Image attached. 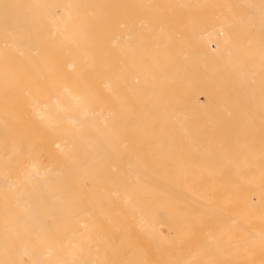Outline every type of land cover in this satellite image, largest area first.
Wrapping results in <instances>:
<instances>
[{"label":"bare ground","instance_id":"6f19581e","mask_svg":"<svg viewBox=\"0 0 264 264\" xmlns=\"http://www.w3.org/2000/svg\"><path fill=\"white\" fill-rule=\"evenodd\" d=\"M94 1H95V4L93 6V9L90 10V13L91 12L94 13L95 14V18H97V17L100 18L101 17V18L109 19V18L112 17L113 14H114V16L117 14V15H121L120 17H122V14H121L122 11H123L122 10L123 7H121V6H123L122 3H120L121 4V6H120L121 8L119 7V9L121 11V12L119 11L120 14H119V12L117 10L114 11L113 9L112 10L114 12L112 14V11L110 12L111 9H109L108 7L111 8V6L113 7V6H115L116 4H118L119 2H121L123 0H120V1L119 0H94ZM126 1L129 2L131 0H126ZM182 1L185 2L186 4H188L187 0H180V2H182ZM222 1H220V4H221ZM233 1H235V0H233ZM240 1H238L239 3L236 2L237 5L241 6V7H237V9H238V10L236 9L237 10L236 11L237 14L234 15L233 18L229 17V15H228V17L231 18L229 21L227 20L228 22L226 20L225 21L222 20V22H227L224 25L222 24L224 28L222 27L219 30L218 28L220 26L218 25L219 26L217 28L218 31H215L216 28H214L215 30H213V31H211V29L209 31H206L208 29V27L210 26L209 22L211 20L210 21L208 20L209 22H207L209 26L206 25L207 23L205 24L207 29H204L205 25H204V27H203V25H199V26L196 27L197 34L196 35L194 34V36H195V39L198 41L197 44H199V42H200V44L198 45L199 47H197V45L191 46V47H193L194 51L193 50L191 51L192 48H190V50H189L186 47V50L188 49L187 53H186L180 48V45H178L179 42L177 44H176V42H173V43H175L173 45H175L174 47L177 49V52L180 51V53L182 55L183 54L186 55V57L183 55L185 58H187L186 61H184L185 59L183 57H178V56H180V53H179V55L175 54L176 53V51L174 50L175 48L172 47V46L171 47L174 48L173 50L169 51V49H168V51L171 52V53H169L167 51L168 55L170 54L171 57H170V55L169 56L167 55L166 56L167 59H169V61H170L171 58L174 59L173 58L174 55H177L175 57V59L177 57L181 58V59L183 58L182 61L180 59L177 60V61H181L180 63H182V64H183V61L186 63V64L184 63L185 65L183 64L184 66L182 64H178V66L176 65L180 70H181L180 67L183 66L182 68H185V66H187L188 64H189L188 67H190V65H191V67L196 69V67L197 68H199V67L198 66L194 67L196 62L194 63L192 60L194 58H196L197 55H199L200 58L198 56V58H196L197 60L195 59V61H198V59H201L203 57L204 62H206V61L210 60L213 56H217L218 53L223 54L225 52L226 54L224 53L225 55L223 54L221 56L228 55L229 52L232 51L230 47H232V49L233 48H237L236 49L237 51L238 50L241 51L242 48L239 47V45L241 44L240 46H243V48L247 47V49H248L250 44L246 46L245 43L247 41H249V43L251 41H253V42L254 41H259V43L263 42V37H264V0H240ZM90 2H91V0H27V2H24V0H0V27H1L0 28V37L3 36V38H4V40H1V39H3L2 37L0 38V59L3 57V55H7V54L11 53V52L8 53V51H7L8 49H6V51H5L4 50L5 47L9 48V47H11L13 45H16V50L12 54H10V56H12V57H13V55L22 53V54H26V56H27L26 59H28V58L30 59L33 56L32 53L36 52L38 54L37 56H35V58H36V60H38L37 64L39 65V69H38L39 72L37 74L34 73L35 74L34 78H37L38 82L36 81L35 83H39L40 84L39 80H41V82L43 81L44 83H46L48 85L53 80L54 81V87H53V89H51V92L47 96L42 98L41 100L38 97H34L32 99L34 102L37 103V104L33 105V107L36 108L35 109V116L37 114L36 117H38V115H39V116H41L43 118V123H42V120H41V121H37V124L36 123L35 124L38 125V124L41 123V126L40 125H38V126H40L39 128H44L45 129L43 133H48V134L52 133L53 135L50 136L51 139H53L54 137L57 138L54 141V140H50L49 136H48L49 138H46V136H45L46 134L44 135V137L40 136L41 138H43L42 140H44L46 138V139H49L50 141H54V143H56V144H54L53 142H50V143L53 144V147H54V145H56L54 148L57 147L56 153H58L60 155V158H59L58 155L54 154L55 152L54 153L52 152L53 149H54V148H52V146L51 147L49 146L50 148H52V150L49 147H48V149L47 148L45 149L46 151L43 150L44 148H41L43 150V151L41 150L42 152L50 151V152H48V153H50V156H51V152H52L53 156L55 155V156L58 157V160H56V163L52 162L51 164L50 163H46L45 164V162L47 160L45 162L41 163V158H37L38 161L36 160V162L35 161L33 162V160L35 159L34 157H33V159L30 158V159H32V161L30 159H29L30 161L29 160L26 161V158L28 157L27 156L28 154L25 155V157L26 156L27 157L23 158L24 159L23 160L22 157H24V155H22V154H24L25 152L21 151V152H23V153H21L19 151L18 155H21L20 157H21L22 160H20V157H17V156H16L17 159H15V160H18V158H19L20 161L19 160L18 161L20 163L23 162V161H26L28 163V164L26 162H25L26 164L23 163L25 165V168H23L24 165L22 164V167H20V163H18V161L16 163H13L15 161L14 160L15 156L12 157L13 159L9 158V157L7 158V156H13V154H15V151L18 148H19L18 150H22V147H23L22 145L25 144V141L21 140V143H22L21 144L19 142L20 141L19 139L21 137L19 138L17 136L19 138L18 142L21 144V145L20 144L19 145H20V147L21 146L22 147H21V149H20L19 146H16L17 149L14 147L16 150L15 151L13 150L14 151L13 152L12 149H13V146L15 144L12 145V146H9V147H12L11 149H9V148L7 149L8 146L7 147L5 146L6 139H5V142H4V138L0 137V140H1L0 143L2 142L3 145L5 146V147L3 146L2 149L5 150V148H6L7 151L8 150L12 151V152L10 151V154H7L9 151L5 152L6 150L5 151L3 150L4 151L3 152L2 150H0L1 153H3V154L6 153L7 154L6 158H2V157H4L5 154L4 155L1 154L2 157H1L0 160L3 159L2 163H0V165L3 164L1 167L5 166L4 165L5 162L3 163L4 160L7 159V161H8L9 159H11V161H10L11 164L8 163V162H6V164L8 163L10 166L12 165L13 167L14 166L15 167L18 166V167L15 168V170H17V169L19 170L20 168H23L24 170L26 169L25 171L23 169H21V170H23V173L21 172V170L19 172L18 171H14V172L11 173L9 171H13L14 168L13 167L10 168L9 165L7 164L9 169H10V170L9 169L7 170V168H6L7 165L5 166V169L7 171L5 169L4 170L6 172H9L10 174H14L16 172L21 173V175H18V176H20V180H19V177H17V175H16L15 181L12 180L14 177L10 178L9 174H7V175L2 174V170L3 169L2 168H1L2 170L0 169V171H1L0 172L1 173V175H0L1 178L0 179H2L0 184L3 186V183H4L3 180H6L5 181L6 185L9 186V187H12V189H10L8 187H7V189H9V191H13V187L15 185L14 188L15 189L17 188V190H15L14 192L16 194L20 195L19 197L16 196L15 198L11 199L13 197V195H15V194L14 193L13 194L9 193L11 196H8L9 199H6L8 197H6V195L2 194L6 190L5 184H4V188H3L4 191H2V193L0 192L1 196L4 195L6 197L5 198L6 200H10L11 199L10 201H8V203L6 202L7 204L5 203V201H3L4 204L6 205V209H4L5 208L4 205H2V204L0 205L4 209V211H3V209L0 207V209H1L0 219H2V217H4L5 214L8 215V216L5 215V217H7L6 221H4V222L2 221V223H3L2 225L0 224L1 225L0 226V264H220V262L222 264H225V263H227V264H264V228H262L259 233L248 234L252 230L249 229L247 231L248 222L245 221V219L247 218L246 214H248V212L255 211V210L259 209V211H257L256 213H251V214L257 215V213H259V215H258L259 220H263V227H264V208H262V206H261L262 203L264 202V186H263L264 183L260 182L262 179L264 180V176H261L262 173L260 175H258V176H250V177L245 176V175L244 176H239V177H242L241 179H257V180H260L259 182L258 181L257 182H251V181L250 182H244V181L243 182H239V179L237 181V179H234V177L228 176V175H231V174H229L230 171L231 172L235 171V169H234L235 167L228 168V166H229L228 163H230V162H228L229 160L228 161L225 160L226 157L231 156V154H229V155L225 154L224 155L222 153L226 157H224L223 155L222 156H220V155L217 156L213 152L217 151V154H219V153H221L223 151H219L218 152V149L214 150V148L217 146V145H215L213 147V152L212 153L215 154V157L216 156L217 157L220 156V158H221V159H219V161L218 160L215 161L214 160L215 157L213 159L209 158V157H212V156L209 155V154H212L210 152L211 148H208L210 151H206V150L203 151L204 149H207V148L203 147V146H205V144L203 145L204 142L201 143L202 144V148L200 150H198L199 148L193 149L195 146L197 147L198 146L197 144L201 141V139H200L201 137H199L200 135L198 136V134L196 133L197 136H198V139H196L195 142L200 139L199 142H197V143L191 141V139L193 137V134L190 133V132H189L190 135L192 134L191 137L190 136L188 137L189 133L187 135L185 133H184L185 135L183 133H182L183 135H180L181 132L183 131L184 127H186L184 130L187 132V126L189 124L188 125L186 123L183 124V119L185 117L188 118L187 115L191 112V109H195V112H194V110H192V112H194V113H192V112L190 113L191 117H192V114H195V113L196 114L198 113L200 115V113H202V110H203V113L200 116L198 114L197 115L195 114L196 117L194 115H193V117L196 120L199 118V120L203 119V121H204V119L206 117L207 118L209 117L208 116L209 113H210V116H211V114H213V112L215 114V111L212 112V110H209V108H211V105L214 102L216 103L217 101H219L220 97H217L216 94H219V96H221L220 95L221 92L227 93L228 89L230 91L232 90L231 89V85L233 86V84H234L235 87L238 88V86L241 84L242 87L240 86L239 87L240 89L238 88L237 92L239 93L242 90V94L245 93L244 96H246V97L249 96V100H250V95H252V99L254 98L253 100H255L256 97H253V95L254 96L256 95V93H255L256 91L258 93L260 92V93L263 94V89H264L263 84H262L263 82L260 81L261 84L257 87L259 89L262 88L261 89L262 91H260L259 89H258L259 90L258 91L257 88H256L255 91L253 90L254 92L252 91V93H254V94H252L251 93V89H250V94H249V91H247L248 93L246 95V92L244 90L246 88L247 89L250 88L249 87V86H251L250 85L251 84L250 83V78L248 79V81H246L247 80L246 77L244 78L245 81H246L245 83L248 84L247 85L248 87H247L246 84H244V79H242L243 82L241 81V78H243V73L240 74L241 72L237 69L238 67L235 68L236 65L233 62H231V63H229V65L231 64L230 67H232V65H233L234 67H232V68H235V70L237 69L240 72L239 73L238 71H236V73L239 74V79L240 80L238 78H235L237 76V75L235 76V72L232 73L230 71L231 75L234 74L233 76H231L233 79L232 78L230 79V76H228V77L226 76V75H229L227 72H225V74H223V73L220 74L219 77H221V75H224L223 77H221V80H220V81H222L223 80L222 78H224V81H222L220 83L222 85L227 83V85L226 84L224 85L225 87L229 85L228 89L223 91V88H221L222 86L220 84L218 85L219 82L216 83L220 79L217 76L219 71L216 70L217 73L214 71L216 73L215 76H217L219 78V79L215 78V80L217 79V81H214L215 83L208 81V77H207L208 74L211 75L210 73H212L214 69H218V68H216V66L214 64L218 65L219 67H221L222 65L220 66L215 61H214L215 62L214 64H210L208 62L210 65H208L207 62H206L207 64H204V62H202L203 64L197 62V65L200 66V68H199L200 70L199 71L202 70L201 65H203L202 67H204V65H206L205 68H208L207 65L209 66V69L211 71L209 72V69L208 70L206 69V70H202L203 71L202 73H203V78H206L207 79L206 81L208 82V85H211V86L207 87V85H206L207 83L204 84L205 81H204V79L201 78L202 77V73H200L201 75H199V73H198L199 71L198 70L197 71L194 70L195 72H197L198 75L194 71L190 72L191 75H194L193 73H195V75H194L195 78H193V76L191 77V78H193V81H191L192 79L190 80L188 77H187L188 79L184 77L185 79L190 81V84L192 82V84H191L192 86L189 85V83H188L189 81H187V80H184V81H185V83H188L189 86H191V89H195L198 86L197 89H199V90L196 89V91L195 90L192 91L191 89L187 88L188 89V91H187L185 86H184L185 89H183V90H186V92L192 93V94L194 92V95L197 94L198 92H199V94L203 92L204 96L206 95L205 97H206L207 100H209L210 98H211L210 100H212V101L214 99L216 100V101L214 100L212 102V104L209 103V102L207 104V100L205 101V103L203 101V104L210 105L209 107H206L208 109V111L206 110L205 107L202 108L205 105H202V103H197V104H199V106L202 105V107H201L202 110H201L199 108L197 109V106L195 104L196 103V101H195L196 98L194 96H191V98L193 97L192 99H194L195 103L193 102L192 99L191 100H192L193 103H189V102H191L190 99H186L185 100L183 98L184 96H187L188 94L182 90V87H183V85H186V86H188V85L183 83L184 81L180 82L182 86L179 85L180 83L179 84L177 82H176L177 84L175 83V81H174L175 78L173 79V77H175L174 74L176 75L179 72V70H177V73H176L175 70L177 68L173 64H177V61L175 62V61L171 60L172 63L170 61L169 65H165V67L167 66L169 69L167 67L166 68L164 67V69H160L161 67L159 68V66H158L157 68L160 69L161 72H160V70L159 71L158 70H154L155 72L152 71L153 69L152 70L149 69V70L152 71V73H158L159 74V72H160V73H162V76L163 77L165 76L166 78L169 76L168 77L169 79H170V77H172V80L174 82L173 81L170 82V80L167 78L169 80L168 82L170 84L172 82L174 84H176V85H174L172 83L174 86L172 84H171V86H173V87H171L169 85V87L171 89L173 88L172 90L169 89V87H168L169 83L167 81L166 82L168 84H167V87L165 88V86H166L165 83L166 82L165 81L163 82V81H160V80L158 81L157 78H159V77H156L158 75V74H156V76L154 75L153 78H151L150 75H149L150 77L149 78L147 77V78H148V81H149L150 78L151 79L155 78L154 83L158 84V82H159V85H160V82H163L165 86H163L164 89H162V92L159 91V90H161V86L162 85H160V86L154 85L153 84V80L150 81L151 83H149V84L147 83L146 84L147 86L144 85V87L145 86L146 87L144 88V91L142 92V90H143L142 82L140 84V81H138L139 80L138 78H140V76H141L140 73L143 74L142 73L143 71H141L140 73H138V72L134 73V77L136 75L135 78H137V80H135V82L137 83V85L140 84L138 87H140V86L142 87V88L140 87V89H138L139 92H141V94H139V92H136V93L134 92L135 94L133 93L136 96V97L133 96L134 99H136V98H137V100L140 99V101L139 100L138 101L141 102V99H143V101H145L144 98H145L146 95L149 96V95L153 94V96H154V94H155L154 97L156 98V97H158V96H156V94L157 95H160L161 93L165 94V95L163 94V100H161L162 99L161 98L162 94L159 96L161 99H157V98L155 99L154 98L155 99L154 100L155 103H156L157 100L162 101V102H160L161 103V104H159L160 106L159 105L156 106L157 105V103H156L155 107H153V109L158 107L159 111H158V109H155L154 111H152L153 109L151 107V112H153V113L149 114V116L152 115L150 117L151 118L150 121H149L150 118H149L148 115H146L147 117H144V120L146 119L145 121H147V118H149L148 119L149 124H148V121H147V123L143 122L144 121V120H142L143 117H141L142 119L140 120L139 115L143 111L145 112L146 108L148 110L149 106H147V104L150 103V98L153 97V96H151V97L150 96L149 97L146 96V99H147L146 101L148 103H146V105H145V103H143V105L141 107H143L145 105V108L142 111L141 107H140V103H138L137 100H134V99L131 98V96H132L131 95L132 94L131 91H132L133 86H134L133 83H134V79L135 78H132L133 82L131 80H128L129 78L127 79L128 81H130L128 83L129 84L132 83V85H128V86L125 87L124 85H127V83L124 82V84H122L123 89L126 88L128 91L126 90V93H121V94L122 95L125 94V95H123V98L126 95L127 96L131 95L130 96L131 99L130 98L127 99L125 97L126 100H124V101L128 102V104H130L131 102L127 101V100L133 101L131 103L132 106L136 105L135 106L136 108L140 107L141 113L137 114L136 113L137 111L135 110L136 108L134 106L133 107L131 106L129 109H132V108L133 109L131 111H128L131 115L128 114V112H127V114L125 112V114H122L123 117L121 116L122 118H120L119 116L121 115L120 114L121 113L120 112L121 109L123 111H125V110L127 111V109H128L127 107H126V109L124 108L125 107L124 105H126V104L123 105L121 103L123 106L122 105L120 106V102L122 100L120 101V98L118 97L120 92L117 90L118 86L120 85L119 84L120 75H125L127 72H130V70L133 68L132 65H130V67L128 65L126 67H124L125 66L124 64H127L126 62H127V60H129L128 58L131 55L133 56L134 53H135V52L134 53L132 52L133 54H130L129 53L130 50L133 49V48H137V46L141 45L142 43L140 42L141 44H139V42H137L136 40L134 41L133 40L134 38H133L130 41V45L133 46V44H135L137 46L133 47V48H130V50L128 48H125V50L123 52H125L126 49H128L129 52L126 51L125 53L128 52L129 56H127L125 54L127 57H123L124 56V53H123V56L121 57V60H123V58H125V59L123 61H121L119 59V57H120V55H119L120 52L118 51L119 49L116 47V45L118 46V44H119V42L118 43L116 42V40L118 38L117 35L119 33L118 34L115 33L116 35L112 36L114 34V33H112V31L115 29L114 30V32H115L116 29H118V27L114 23L113 24L114 25V29L109 31V29L113 28L112 27V23H111L110 27H112V28L106 27L107 29H105V31L107 30L109 32L108 34L109 35L112 34V35L110 37H108L109 39L106 41V43L103 42V45L101 46V48H98L99 45H92L91 46L92 48L88 47L89 49H84L83 50V48H82L83 44L87 43L88 40H89V39L86 40L83 37L84 34L86 33V31H85L86 21L83 20V18L86 16L87 12L86 13L79 12L80 10H83L79 6L81 4H84L85 6H89ZM136 2H134V6H136ZM172 2H173L172 4H174L175 0L172 1ZM193 2H195V1H193ZM131 3H133V2H131ZM149 3H151V2H149ZM185 3L183 4V6L186 5ZM203 4H204V2H203ZM23 5H26V7H25L23 13L20 14V12L22 11L20 9H22ZM107 5H108V7H107ZM118 6H119V4H118ZM210 6H212V4ZM57 7L60 8V12H58V13L56 12L57 11V9H56ZM115 7L118 8L117 5ZM177 7H178V5H177ZM184 7H186V6H184ZM199 7H201V8H197V10H199V9L201 10L202 9L201 4H200ZM106 8L109 9L110 13L106 12ZM206 8H207V6H206ZM125 9H124V11H126ZM141 9L143 10L142 7H141ZM141 9H139V10H141ZM146 9H148V7H146L145 10ZM156 9L160 10L161 8H157L156 7ZM170 9H172V8H170ZM134 10H136V9H134ZM134 10H133V8L131 9V11L129 9V11L131 13H132V11L135 13ZM150 10L152 11V9H150ZM150 10H148L149 12L147 11L145 14L153 13V12H150ZM186 10H187V8H186ZM153 11H155V9ZM189 11H190V14H191L190 8H189ZM202 11H204V10H202ZM115 12H117V13H115ZM142 12H141V14H142ZM161 12L163 13V11H161V10L159 11V13L158 12L157 13L161 14ZM175 13H174V15H175ZM192 13H194V11ZM163 14L165 15V13H163ZM196 14H199V12L196 13ZM106 15H110V16L106 17ZM164 15L161 14V16H160L161 19L159 18L160 22L164 21L165 19H166L165 21H168V19H167L168 17L166 15L169 16V14L165 15L167 18ZM230 16H231V14H230ZM76 17H78V19L74 23ZM117 17H119V16H117ZM152 17L154 18V17H158V16L154 15ZM188 17H190V16H188ZM224 17L225 16H223V18ZM80 18H82V19H80ZM154 21H155L154 22V24H155L157 22V20H154ZM222 22L220 21V24ZM158 23H159V21H158ZM158 23H156V24H158ZM215 23H217V22H214V24ZM34 24L38 25L40 27L42 25L46 26V28L45 27L43 28V34L41 33L40 36L37 37V38H32L31 37V34H33V32H31V30H29L28 32L25 33L27 35L20 34L19 38H15L14 41H13V39L10 40V36H8V35H7V39H6V36L4 37V35H6L8 33L9 34L12 33V31L20 32L26 27L34 26ZM133 24L132 23L129 24L130 27H131L130 28V32H132L131 29H133L135 27V25H133ZM225 25H226V27H225ZM115 26L117 28H115ZM4 27H6L7 29L9 28L8 29L9 31L8 30L4 31V29H2ZM198 27H200V29H198ZM214 27H216V26H214ZM202 28H203L204 31L202 30ZM134 29H136V27ZM154 29H156V28H154ZM164 29H166V28H164ZM55 30L59 31L60 36H59L58 39L53 38V34H55ZM151 30L154 31L153 29H151ZM240 30L243 31V33H241ZM165 31L166 30H164V32ZM130 32H129V35L131 34L130 36L133 37L132 35L134 33H130ZM134 32L137 33V31H134ZM160 33L162 34V30L160 31ZM189 33L191 34V32H189ZM97 34L100 35V33H97ZM175 34H177V33H175ZM127 35H128V33H127ZM127 35H125V37L121 36L120 38H123V40H124V38L127 39ZM145 35L147 36V34H145ZM239 35L242 37V39L247 40V41H245L243 43V42H240L242 40H239L238 42H240V44L238 45L237 43H235V40L239 39V38L236 39ZM135 36H136V34H135ZM148 36H151V35L148 33ZM172 36H173V33H172ZM152 38H154V37H152ZM174 38H176V37H174ZM234 38H235V40H234ZM8 39L11 41L9 43V45H11V46L4 45L5 42H6V44L8 43V41H7ZM137 39L139 40V37ZM119 40L121 42H123V43H124V41L126 42V40L123 41L122 39L118 38L117 41H119ZM188 40H190V39H188ZM2 41H4L3 44H2ZM98 41L99 40H96L95 42H98ZM127 41H129V39H127ZM132 41H133V44H131ZM162 41H163V39H162ZM171 41H172V39H171ZM209 41H211V42L215 41L216 49H212L211 47H210L211 48L210 49L208 47V46H210V44H208ZM115 42H116V44H115V46H113L114 45L113 43H115ZM147 42L151 43L150 41H147ZM47 43L48 44H53L55 46H53L51 49H48ZM123 43H121L120 46H122V45L125 46L127 43L129 44V42L124 43L125 45ZM148 43H145V44H148ZM157 43L150 44V45L151 46L152 45H156ZM105 44H106V47L104 46ZM165 44H166V42H165ZM235 44H237V46L234 47ZM242 44H244L246 47H244V45H242ZM257 44H258V42H257ZM262 44H264V42ZM262 44H261V46H262ZM143 45L141 46L142 48H143ZM157 45L159 46V49H161L160 45L159 44H157ZM259 45L258 46L256 45L255 48H258V47L260 48ZM161 46L165 47V45H162V44H161ZM72 47H75V51H77V53H79L80 56L82 55L81 53L85 54L87 56L88 63H87V61H85V64L81 65L80 64V59H79L80 57H77L75 55V51H74L72 59L69 60L68 62H65L64 63V67H63L66 71L69 70V72L67 74H65V75L59 74V75L53 76L50 73V67H53V64H50V59H49L48 56H50L51 54L55 53L57 50H65V51L69 52V50H71ZM114 47H115V49H114ZM169 47H170V45H168L167 48H169ZM178 47H179V49H178ZM181 47H183L185 49V46L181 45ZM251 47L253 48L254 45L251 44ZM262 47H263V49L262 48L260 49L262 51H259V49H258V52H260L259 55H261L262 52H264V46H262ZM105 48L107 50H105ZM249 49H251V48H249ZM249 49H248V53H249ZM9 50H10V48H9ZM236 50L233 49L232 52L234 53V52H236ZM243 50H242V53H240V54H238L240 51L236 52L237 56L240 55V57H238V59H240V58L244 59L243 57H245V56L243 54ZM109 51H112V52L115 51L114 52L115 54L111 53V54L100 55L101 52L104 53V52H109ZM116 51H118V53ZM120 51L122 52V50H120ZM133 51H134V49H133ZM158 51L159 50H157V52ZM165 51L166 50H164V52ZM97 52H99V53H97ZM150 52H151V50H150ZM167 52H165V54ZM193 52L197 53V54H193L192 55L191 53H193ZM254 52H255V50H254ZM147 53H149V52H147ZM143 54H144V52H143ZM154 54H155V52H154ZM190 54L192 56H195V55L196 56L194 58L193 57H189ZM220 54H218V55H220ZM241 54L243 55V57H241ZM99 55H100V57H99ZM106 55H107V57H106ZM93 56H95L96 58L93 57ZM116 56H118V57H116ZM136 56H135V58H136ZM155 56H156V54H155ZM157 56L160 57L159 52H158ZM140 57L141 56L138 55L137 59L138 58L140 59ZM168 57H170V58H168ZM226 57L229 58V56H226ZM130 58L132 59V57H130ZM217 58H219V57H217ZM217 58H216V60H217ZM247 58H249V57L247 56ZM137 59H136V64H137L138 61L141 60L140 59V60L137 61ZM249 59H248V61L247 60L245 61L246 68L244 66V69H245L244 73L246 75H247L248 71H249V73L250 72L252 73V70H248L249 65L252 66L251 63H253V62H251L249 64V62H250ZM263 59H264L263 57H262V59L260 58L261 61H259V62L257 60L253 59L254 61H256V62H254V63H256V65L254 63H253V65H255V67L256 66L258 67V65H259V68H258L259 70H260V66L264 67L263 64L262 65L259 64V63H264V62H262ZM189 60H190V62H188ZM119 61L122 62V63H119V64H122V66L124 65L123 66L124 68H128L129 67L130 70L128 71V69H127V72L125 73L126 69H124L123 67H120V65H118ZM130 61H132V60H130ZM133 61H135V60H133ZM153 61H154L153 62L154 65H155L156 62H155V60H153ZM191 61L193 62L194 65L192 64ZM228 61H229V59H228ZM241 61L242 60H240V62ZM12 62H13L14 65H17L19 63L16 60V58H15V61H14V58H13ZM187 62H188V64H187ZM223 62H225L224 59H223ZM15 63H17V64H15ZM150 63H148L146 66L148 67V65ZM166 63H168V61ZM220 63H221V61H220ZM156 64L159 65L160 63L159 64L156 63ZM164 64H165V60H164ZM242 64L245 65L243 61H242ZM105 65H106L107 68L106 67L104 68ZM139 65L141 67L142 64H139ZM170 65L171 66L173 65V66L171 67ZM211 66H212V68H211ZM224 66H225V68H227L226 67L227 65H225V63H224ZM152 67H153V65L150 64L149 68H152ZM230 67H228L227 69H229ZM170 68L171 69L174 68L175 70H171ZM222 68H223V66H222ZM166 69L167 70H171L170 71L171 74L174 71H175V73L172 74V76H170L169 74H167V76H166V72L168 73V71H166ZM141 70H142V68H141ZM147 70H146V72H147ZM253 70H255V71H253L254 73L257 71L259 74H260L261 71L262 72L264 71V70H262V68H261L260 72L256 68L253 69ZM162 71H165L164 75H163ZM181 71H183V69ZM204 71L205 72L207 71V73H208L206 75V77H205L206 73L204 74ZM104 72L107 73L106 79H104V77H105V74H103ZM132 72H136V71H134V68H133ZM149 72H147L146 74H149ZM183 72H179L180 73V78L183 75L182 74ZM121 73H124V74H121ZM179 73H178V75H179ZM190 73H188V74H190ZM127 74H128V76L130 75V73H127ZM144 74H145V71H144ZM188 74H186V76H189ZM245 74H244V76H245ZM259 74L255 73V75H257V77L259 76ZM132 75H133V73H132ZM151 75H153V74H151ZM160 75H158V76H160ZM178 75H177V77H179ZM260 75H262V74H260ZM196 76L198 77L197 79H196ZM211 76L209 78H211ZM250 76L252 77L253 75H250ZM21 77H22V75H21ZM124 77H125V81H127L126 80L127 77L126 76H124ZM144 77H145V75H144ZM259 77L261 79L263 76H259ZM19 78L15 82L19 81ZM166 78H165V80H166ZM226 78H228L227 82L225 81ZM247 78H248V75H247ZM254 78H255V76H254ZM176 79H177L176 81H178L179 78H176ZM194 79H196L200 83L202 81L203 85H202V83L200 85L196 83L197 85L194 86L195 85L194 83L196 81V80L194 81ZM198 79L199 80L201 79V80L199 81ZM237 79L239 81H241L242 83L239 82L240 84L237 86L238 83L235 84V82H233V84L230 85V83H229L230 80L237 81ZM252 79H253V77L251 78V82L253 81L252 82V84H253L255 82V80L254 79L252 80ZM140 80L144 81V80H146V77L143 80H142V78ZM210 80H212V78ZM121 81H123V78L121 79ZM121 81H120V83H121ZM137 81L139 82V84H138ZM148 81H146V82H148ZM9 82L11 83L10 80H9ZM13 82H14V80H13ZM13 82H12V84H13ZM0 83H1V80H0ZM210 83H212V84H210ZM105 84L107 85V88L109 89V96H107L108 93L105 94V92L107 91V88L106 89L102 88V87H104ZM242 84H244L246 87L243 86ZM254 84H257V83H254ZM31 85H33V84H31ZM137 85H135V86H137ZM1 86H3V85H1ZM1 86H0V88H1ZM34 86L37 87V84H35ZM129 86H130V88H127ZM135 86H134V89H135ZM176 86H177V88H179V86H181L180 87L181 90L177 89ZM204 86H206L210 91L208 89H206L207 91L204 90L206 88ZM260 86H262V87H260ZM174 87L176 88L177 92H181L180 95H178L179 93L177 94L175 92L176 90H175ZM193 87H195V88H193ZM243 87H244V89H242ZM251 87L254 89V87H256V85H254V87L253 86H251ZM7 88L9 89V87H7ZM202 88H203V90H202ZM216 88L221 89L222 91L221 90H220L221 92L219 90L217 91ZM103 89L105 90L104 92H103ZM3 90H4V88H2L1 91L3 92ZM135 90H133V91H135ZM164 90H165L166 93L163 92ZM200 90H202V91L200 92ZM214 90L216 92H219V93H215ZM234 90L235 89H233L232 91L234 92ZM1 91H0V94L2 96L3 95L6 96L5 94H3L4 92L7 93V94H10V93L7 92L8 90H6V89H5V91L3 93H1ZM129 91H130V93H129ZM172 91H174V92H172ZM204 91H205V93H204ZM127 92L129 94H127ZM137 93L139 95H141V98L139 97V95H137ZM169 93H171L170 96L172 95V93L175 94V95L173 97L171 96V98H170L169 97ZM208 93L209 94L211 93L210 94L211 97H208V96H210V95H208ZM185 94H187V95H185ZM1 95H0V97H2ZM104 95L107 97V99H109V102L106 101L107 99H105V98L103 99ZM166 95L169 98V99H167L168 101L166 100V98H167ZM236 95H238V94H236ZM236 95H235V97H237ZM239 95H240V93H239ZM180 96H182V98H183V99H181L183 101V103H187L188 106L190 105L192 107V105L194 104V106H193L194 108L193 107L191 108L189 106L188 110L190 112L188 110H186V109L184 111L182 110L183 114L186 111V113H185L186 116L184 114L185 117L184 118L182 117L181 118L182 120L180 119V117L183 114L182 115L179 114V115H181L179 118L176 117L177 113L174 115V113L179 110V109H176L177 111H175V108L177 107L176 105L177 104H180V105L182 104V102H180L181 101L180 100ZM189 96L190 95H188V97ZM222 96H223V93H222ZM224 96L228 97V98L227 97L224 98V101L226 100L227 101L226 103L229 105V102H228L227 99H229L230 97L227 94H224ZM244 96H243V98H242V96H240L243 99V100L241 99L243 105H244V103H246V102H244L245 99H246V97L244 98ZM257 96H258V94H257ZM174 97L175 98L177 97L178 101ZM188 97H186V98H188ZM196 97H197V95H196ZM212 97H213V99H212ZM118 98H119V102H118ZM123 98H121V99H123ZM172 98H174V99H172ZM237 98H233V99L236 100ZM148 99H149V101H148ZM151 99L153 100V98H151ZM170 99H172V101ZM164 100L167 101L166 108H164L165 106H163V104L165 105V101ZM169 100H170V102H169ZM184 100H185V102H184ZM187 100L189 102H187ZM220 100H221V98H220ZM238 100H240V99L238 98ZM105 101L108 103L107 105H105L106 104ZM124 101H122V102H124ZM163 101H164V103H163ZM222 101L223 100L219 101V105H221L220 107L224 106V110H227L226 109L227 107L223 103L224 101L223 102ZM117 102H118L119 106L121 107V109H120V107L118 108ZM151 102H152V105H153L154 104L153 101H151ZM251 102H248V103L250 104ZM168 103H171V104L176 103V105H174L175 106L174 107L173 105H171V106H170V104L168 105ZM222 103H223V105H222ZM233 103L234 104L236 103L235 105L238 104L239 106L241 104V102L237 103L236 101L233 102ZM253 103L255 104V106L258 105L254 101H253ZM137 105H138V107H137ZM245 105H246L245 108L252 110L251 107H250L252 105V103L250 104V106L247 103ZM105 106H107V107H105ZM247 106H249V108ZM160 107L163 108V109L160 110ZM167 107H168V109H167ZM241 107L243 108L242 105L240 106V108ZM260 107L261 106L259 105V108ZM169 108H173V111H172V109L170 110ZM242 108H241V110H242ZM259 108L257 107V109H258L257 111L260 110ZM118 109H120V111ZM165 110L166 111L169 110V112H168L169 115H167ZM204 110H206V112H209L208 115H206L207 113L204 114ZM220 110L221 109L219 108V110H217V111H220ZM222 110H221L220 113H217V111H216V114L217 115L218 114H224V113H222L223 112ZM170 111H172L174 113H171ZM180 111H179V113H180ZM262 111H264V110L262 109ZM133 112H135L138 116H136L135 113H134L135 116H132ZM225 112H226V115H228V114L230 115L229 111L228 112L225 111ZM260 112H261V110H260ZM260 112H259V114H260ZM148 113H150L149 110H148ZM158 113H160L161 116L162 115L165 116V114H166L165 117H168L169 119H170L171 116L175 117V118L173 117L174 120L171 117V121H172L171 123L173 124V127L172 126L171 127L173 129L174 128L176 129V130L174 129L175 132L173 131V129L171 127H169V128L174 133H176V135L173 134V133H172L173 135L171 134L172 137H171V135L169 133H168L169 135H167V132L169 131L167 129V121L169 122L168 124H170V121H169L168 118H167L168 120L165 119L164 116H163V119H162L161 117L158 116ZM243 113H244V108H243ZM254 113L258 114V112L256 113V111H254ZM142 114L145 115V114H147V112L146 113H142ZM155 114H157V117L155 116L156 118H154V116H153ZM261 114L262 115H259V116L263 119L264 118L263 112ZM126 115L127 116L128 115L132 116V118L134 120H135V118L138 117L137 120L139 119L138 121H140V122L142 121V122L140 123L137 120L135 122V121H133V119H130L131 117L129 118V120H126L129 117V116L127 117ZM203 115L204 116L206 115L205 118H204ZM253 115L254 114H253V111H252L251 112V116H253ZM230 116H232V118H234L235 122L237 121L236 118H238V116L237 117H235L234 115H230ZM255 116L257 117L258 115H255ZM242 117H240V119ZM176 118H177V120H176ZM152 119H155L156 121L155 120L152 121ZM212 119H210V120L212 121ZM242 119L244 120V117ZM242 119L239 120V118H238L239 122L237 121L236 123L240 124L242 122L241 124H243V120ZM256 119H255V117L253 118V120H255V122L256 121L260 122L259 123L260 127L258 126V128H259V131H261V129H262L261 127L263 126L261 123L262 122L264 123V119L263 120L261 119L262 121H260V119L259 120L258 119L256 120ZM121 120L124 121V122L126 120V122H129L130 126L129 125L127 126L128 123H126V122L125 123L123 122L121 124V122H122ZM131 120H132V122L130 124ZM157 120H158V123H157ZM159 120L161 121L162 124H164V122L167 120L165 122L166 126H164L162 124L160 125L159 124V122H160ZM180 120L182 122L181 123L182 126L180 124H178V123H180ZM196 120H194V122L197 123L196 126H195V124H192V123L191 124L194 125V127L197 128V127H199V124H200L199 122L200 121L197 120V122H196ZM216 120L217 119H215V121ZM229 120L231 121V118H229ZM250 120H252V119L250 118ZM184 121L187 122V120H184ZM203 121H201L202 123L200 124V126L203 127V124H204L205 127L208 126L207 127L208 129H212L211 130L212 133L216 132L215 130H217L216 129L217 128V124L214 125V124H212L213 122L211 123L212 124L211 126L214 125L213 127L214 128L216 127L213 130V127L212 128L209 127L210 123H209V125L205 124V123H207V121L209 122V120L204 121L205 123ZM218 121H220V119ZM226 121H228V120L225 119V120L221 121L220 125H221L222 128H224L225 125H229V122L226 124ZM133 122H135V123H133ZM137 122L141 125V126L138 125L140 127V129L137 128L140 131H137V129H136V133H134V132H132V131H135L133 126L135 124L136 127H137ZM174 122H175V124H174ZM190 122H192V121H190ZM217 122H214V123H217ZM176 123L179 126L176 125ZM231 123H233V122H231ZM236 123L235 124L233 123V124L230 125V127H231V128L229 127L230 130L228 128L224 129V130L231 137L232 136L234 137V135L238 136L239 134H241V136H242V137L240 136V139H241L245 135L244 134L245 130H244L243 133H240V132H242L240 130H242L244 128H243V126L241 124L240 125L237 124V125H239L238 129H240V130L237 131V127L238 126L236 125ZM124 124H126V125L124 126ZM154 124H156V125H154ZM157 124L160 125L159 128L164 126L163 128H161L159 130V135H155L154 134L156 132V130L158 131V129H159V128L157 129V127H158ZM222 124H224L223 125L224 127L222 126ZM147 125L148 126L150 125V127H148ZM153 125L155 126L156 130L154 129ZM245 125H244L245 129H247V126H245ZM250 125L251 126H249V127H252V123L251 122H250ZM30 126L28 125V127H24V128H26V129L28 128L29 129ZM126 126H127V129H128V127L130 128L132 126L133 130L132 129H128V131H129L128 132L127 129H126ZM0 127H1V125H0ZM3 127L6 128V126H3ZM32 127H33V124H32V126L30 128H32ZM142 127H144L145 129H146V127H147V129L153 127L152 129H150V130H148L146 132V133L149 134V136H148V134L144 135V136L150 137L149 139H151V140H149L148 137H146V138L148 139L147 141H151V143H149V142L148 143L150 145H152V147H151L152 150L154 149L153 148L154 146L155 147H157V146L160 147V145L162 146V149L163 148L164 149L168 148V143H169L168 140L169 139H170L169 140L170 142H171V140L174 141L175 139H176V141H178L177 137L179 138L181 136L180 138L183 139V140L180 141V142L178 141L179 144L177 143V145L179 147V145L181 143L185 144L187 149L185 150V153H183L184 152L183 149L186 148V147L182 148V145H181L180 149L181 148L182 149L181 150L178 149V151L179 152L181 151L180 153L182 155L178 152V154H180V155H179V157H177L178 158L177 159L176 158V156H178V155H176L177 154V152H176L177 150L174 151L175 155H176V156L174 155V157H175L174 160L175 159L179 160L180 156H181V159L182 158L185 159V156L183 157V154H185V155L187 154V157L189 158L190 155H188V154H191L190 151L194 150L192 152L194 154V152H196V149H197L200 152H203V153L207 152L208 153V154L205 153V155H208L209 157L205 156L206 158L204 160L203 159L201 160V157H202L201 155L203 153L200 155V152L199 153H198V151L196 152V153H198L200 155L199 157L196 156L197 157L196 159L198 160V158H199V160L204 161V162L207 159L206 162L209 161L208 165L209 164L212 165V166L220 165L222 160H224V163L226 161L228 162V163L226 162L227 165L225 164L228 169L226 167H225V169H224V167L223 168L220 167L221 168L220 171H224L225 170L226 173H225V171L224 172H220V173L217 172L219 174V176H220V178L218 176L219 179L217 178L218 174L216 172H215L216 177H214V176L208 175V174H210V172L212 173V170H207V169L205 170L204 169L207 172L210 171L209 173H207V172L205 173V174H207V176H210V179H213V180L216 179V181L219 180L218 182H211L212 180L210 181V179L207 178V176H206V178H207L206 179L205 178V174H203V171H202L203 168H201V170H198L199 172L202 171L201 174L204 175V176L202 175L201 179L203 181L204 180L207 181V183L205 181L203 182V186L209 185V186L212 187L211 192L213 193V199L210 200V198H208V197H206L207 199H205V198L202 199V200H206V201L212 202L211 205L204 204L202 202V200L200 199V197H196V196H199V194H198L199 191L196 190V188L194 186V183L191 182L192 179L190 180V178L193 177V176H191L193 173H190V172L188 173L189 170L190 171L195 170L197 172V169L200 168L199 166H195V169H193V170H191V168H192V166L194 168V164H196L197 162L199 163L200 162L199 160L198 161L195 160V161H197V162H195L194 159L192 161V159L190 160V158H189V160H188L187 157H186V162H185V160L183 159L184 160L183 163L184 162L186 163L187 169H189V168L190 169L187 170L186 174H185V172H184L185 169L183 170V166H182V170L180 169L179 172L184 173V176H187L188 174H190L189 176H191V177L190 178H189V176H187V177L189 178L188 182H191V183H188L187 181L186 182H184V181L178 182L180 179L185 180L184 178L179 177V173H178V176H175V175L171 176V172H173L174 170L175 171L178 170L177 168H175V167H177V165L175 167L172 166L174 170L173 171L171 170L169 175H167L168 174L167 172H169V171H166L163 168L165 166H162L161 168H163L166 171V173H167L165 176H164V173H163V175L161 173H158V172H157V174H153L156 171L154 168H153L154 172L148 173L149 171L151 172L152 169H150L147 172V169H148L147 167H141L145 163L152 162L150 160V157L152 159V155H153L152 153L155 154V152H156V149H154L155 152H153V151L149 152V150H151V148L146 149L147 148L146 146H148V145H144V146H145V149H146L145 151H147V153L149 152L151 154L150 157L146 156L147 154L145 152L141 151L142 148H143V144H140V143H142V141L144 142L146 140V139L142 140L143 134H145V132L143 133V131H145V129L142 128ZM178 127L181 128V131L179 130ZM241 127H242V129H241ZM18 128H19V126H18ZM36 128L37 127H35V125H34V127H33L34 130L33 129L32 130L29 129V130L31 131V133L32 132H36V131H38L40 133L42 131V129H40V131H39V130H36ZM7 129L8 128H6L5 131L9 130V129L8 130ZM26 129H24V131ZM124 129H126V131L128 132L127 133L125 131L126 134L129 135V136L127 135L128 139H131L130 132L133 134V136L131 135L132 137H134V134L135 135L138 134V132H139V134L141 133L140 135H137V138L135 137V139H134L135 142L133 140H130V141L126 140L125 138H127V136L125 137L124 135L121 136L119 141H121L122 137L124 136L125 137V138H123L124 141L129 142L130 143V148L133 149L132 153L135 152V153L138 154L139 151H140V153H141L140 156L145 154L144 156L147 157L146 161H148V162H146V161L143 162L142 159H139V158H141L139 156L140 153L138 155L137 154L134 155L135 158L132 156L133 154L131 153L132 155L131 154L130 155L132 156L131 157L132 158V162H133V160H135V163H136V159L138 158L137 160H141L142 164H140L141 166H136V164H135V166H133V164H132V166L126 165L125 163H127V161H125V159H126V157L129 158L128 157L129 156L128 153L131 152L130 148H126V147H128V143H126V142L124 143L125 144L124 146H125L126 149H129V150H127L128 152L126 153V154H128V156H126L125 152L123 153V151L125 149L124 146H123L122 150H118V152L121 155L119 153L118 154L121 157L117 154V151L115 149H116V145L118 144V142L115 145V142L117 140L114 141V139L116 137H118L120 132L122 130L124 131ZM164 129L167 130V131L165 130L166 134H162V133H164V132H162V131H164ZM188 129H189V126H188ZM201 129L202 128L200 127V129H199L200 131H198V132L200 133L201 131H203L202 132V135H203L205 130H203V129L201 130ZM248 129H250V128H248ZM141 130H143V131L141 132ZM151 130H153V132H154L153 133L154 136L152 135V138L150 136ZM0 131H1V129H0ZM24 131H22V133ZM26 131L28 132V130H26ZM123 131H122V133H123ZM149 131H150V133H149ZM160 131H161V133H160ZM172 131H170V132H172ZM178 131H180V132H178ZM195 131H197V129ZM223 131H218L219 132L218 133L219 134L218 138L220 137V134H222L221 137H222L223 141H218V140H221L219 138L217 140L218 142L216 141V143H214L215 140H212V141H214L213 144H217V143L220 144L221 143V148L224 147V146H229L228 144H230L231 143L230 140H232L231 137L228 134L225 133L224 134V138H227V137L228 138L226 139L227 142L224 141L225 139L223 138V133H224ZM227 131H229L230 133L227 132ZM231 131L232 132L234 131V132L232 133ZM251 131L249 130V133H251ZM263 131L264 130H262V132ZM205 132L209 133V131H207V130ZM220 132H223V133H220ZM235 132H238V134H234ZM22 133H21V136L23 135V137L24 136H25V138L27 137V139H25V138L24 139L27 142H29L28 145H26L27 144V142H26L25 146H30V149H33V148H31V144L34 145V142H36L37 140H38L37 141L38 143L37 142L36 143L38 144L39 147H41L42 144H43L42 146L46 147L47 145L45 146L44 142L45 143H46V141L49 142V140L45 139L43 142L41 141L42 142L41 144H39L40 143L39 139L41 140V138H37V137H39L38 135H40V134H37V135L33 134L34 136H37L35 138V140L36 139L37 140L35 141L33 139L34 137H32V138L30 137L33 140H28L30 138H29V136H27L29 134H27L26 132H24L26 135H24ZM177 133H178V136H177ZM193 133H194V131H193ZM216 133H214L215 136H216ZM254 133L255 132H253V135H254L253 138L255 137ZM261 133H260V135L262 136ZM160 134H162V135H160ZM196 134L194 136L197 138ZM207 134L204 137H202L203 138L202 141H205V143H206L207 139L204 140V138L209 136V135L207 136ZM251 134H249V135L252 136ZM49 135H51V134H49ZM10 136L11 137L13 136L12 137L13 139L16 138L15 135H9V139L10 140L7 139L8 140L7 141L8 144H10V141L12 139V138H10ZM182 136H185V138H182ZM212 136H213V134H212ZM263 136H264V134H263ZM5 137H7V136H5ZM153 137H154V139H153ZM138 138H141V140L139 139L140 143L137 144L136 140L138 141ZM188 138L190 139V141H187V143H189V144H191L193 146L192 150L191 149L189 150V148L187 146L188 144H186V142L185 143L183 142V141L188 140ZM253 138H252V140H253ZM257 138H258V136H257ZM262 138L260 139V137H259V139L261 141L259 140L258 143H261L260 145H262V143L264 142V141L262 142ZM2 139H3V141H2ZM184 139H186V140H184ZM228 139H230L229 143H228ZM234 139L236 141V137L233 138L232 141H234ZM239 140L237 138V144H238ZM131 141H133V142H131ZM176 141H174L175 143L169 144V145H173L172 147L169 146L170 150H171V148L173 150L175 148H177ZM209 141L211 142V138L209 139ZM48 142L46 144L50 145V143H48ZM123 142L121 141V144ZM223 142L225 144H227V143L228 144L225 145ZM133 143L137 144L138 148H136V149L139 150V151L134 150L136 144L134 145ZM247 143H249V142H247ZM126 144H127V146H126ZM166 144H167V146H166ZM213 144H212V146H213ZM232 144H230V145H232ZM239 144L235 145V146H237V147H239L240 145L242 146V144H240V145ZM140 145H142L141 149H139ZM244 145H246V143ZM36 146L37 145L35 144L34 148H37ZM206 146L210 147V144H209V146L208 145H206ZM247 146H250V144L249 145L247 144ZM247 146H245V147H247ZM39 147H38V150L40 149ZM218 147H220V145ZM245 147H244V150H242L243 148L241 149L242 150L241 152L245 153V151L247 150L248 152L251 153L252 150L249 151L248 149H245ZM262 147L263 148H261V149L264 150V144H263ZM28 149H29L28 147L25 149V150H27V153H29V151H31L32 152L31 154H34L33 156L38 157V156L35 155V154H37V153H35L36 149L29 150V151H28ZM162 149H161V152H159V153L157 152V155L153 156L154 157L153 158L154 159V164L156 162L160 161V159H162L161 157H159L160 155L162 156V154H163V152H162L163 150ZM38 150L36 152H38V154H39L40 151H38ZM143 150H144V148H143ZM166 150L169 151V149H166ZM188 150H189V152H188ZM231 150H233V149H231ZM234 150L235 151H239L240 149L239 150L234 149ZM33 151H34V153H33ZM120 151L125 155L124 157H122L123 155H122V153ZM157 151H160V150L158 149ZM168 151H166V152L168 153ZM164 152H165V150H164ZM169 152H173V151L171 150ZM229 152H230V150H229ZM255 152H256V150H255ZM167 153H166V156H168V154H169V153L168 154ZM224 153H226V152H224ZM257 154H258V152H256V155ZM259 154H258V156H259ZM46 155H47V153H46ZM116 155H117V157H116ZM263 155H264V153H263ZM114 156H115V158H114ZM156 156H158L159 159L157 157L156 158L157 160H155ZM163 156H165V155H163ZM171 156L173 157L172 154H171ZM171 156L170 155L168 156V161H169V157H171ZM194 157H195V155H194ZM261 157H263V159H264V156H261ZM53 158L55 159V157H53ZM117 158H119V159L121 158V160H120L121 164L123 163L122 160H124L125 163H124L123 166L118 167L116 165ZM131 158H130V160H131ZM148 158H149L150 161L147 160ZM164 158L160 161L162 163L161 165H164L163 161H166ZM248 158H249V156H248ZM248 158H247V160H248ZM51 159H52V157H51ZM54 159H52L51 161H53ZM143 159H144V157H143ZM174 160H173V158H170L169 165H172L173 163L171 164V162H173ZM180 160H179V162L182 163V160L181 161ZM210 160H212L211 161L212 164H211ZM250 160H251V158L248 161L250 162ZM258 160H259V162L262 163V160L260 158ZM28 161L31 162V163L29 164ZM251 161H253V160H251ZM189 162L191 164H187ZM204 162H203L202 166L206 168V166H205L206 163H204ZM241 162H239V163H241ZM249 162H247V163L250 164ZM259 162H257V163H259ZM17 163H18V165H17ZM37 163H39V164H37ZM183 163H182V165H183ZM201 163L199 165H201ZM216 163H218V164H216ZM40 164H41V167L39 166ZM48 164H50V166ZM158 164L159 163H157V166H158ZM165 164H166V168H168V166H169V165H167L168 162L167 163L165 162ZM262 164H264V163H262ZM27 165H28V167H27ZM44 165H47V167L44 166ZM137 165H138V163H137ZM146 165H150V164H146ZM152 165H153V163H152ZM188 165H190V166H188ZM208 165H207V167H208ZM236 165H239V164H235V165L231 164L230 167L236 166ZM186 166L184 165V168ZM249 166H252V165H249ZM258 166L259 167H263L260 164ZM172 167H170V168L172 169ZM196 167H198V168H196ZM259 167H257V169ZM12 168H13V170H12ZM252 168H253V166H252ZM212 169H214V167H212ZM4 170H3V172H4ZM104 170L105 171L107 170V171L105 172ZM120 170L122 171V173L120 172ZM164 170L163 171L161 170V171L164 172ZM243 170L245 171V174L246 173L248 174V171H246L245 169H243ZM113 171H116V174L115 173L113 174L112 173ZM214 171H215V169H214ZM214 171H213V173H214ZM103 172H105V174ZM117 172H120V173H117ZM18 173H16V174H18ZM241 173H242V171H241ZM201 174H200V176H201ZM220 174L224 175V177L222 175H220ZM180 175H182V174H180ZM35 177H36V179L38 178L37 182L32 181V180L35 179ZM221 177H223V179H224L223 182H221L223 180ZM229 178H230V180L233 179V181H229ZM36 179H35V181H36ZM168 179H170L171 181L168 180ZM172 179H176V180L179 179V180H177V182H175L176 180L173 181ZM226 179H228V181H226ZM16 180H18V181H16ZM234 180L237 181V182H234ZM26 182H29V184H27ZM31 182L35 183L34 186L31 188V190H29L28 188H27L28 190H26V187H27L26 185H30ZM24 183L26 185H24ZM32 183H31V186H32ZM17 184L21 185V187H19V185H17ZM87 184H89L90 187L96 188L95 189L96 192L93 191L94 194L90 195L88 193V195H87V193L85 192V188H88V187L85 186ZM23 185L26 186V187L23 188L22 187ZM73 185H75V187ZM2 186L0 188H2ZM73 187L75 189H73ZM78 188H79V190H78ZM93 188H92V190H93ZM181 189L183 190V192H181ZM254 190H255V192H254L255 195L252 196L253 195L252 192ZM90 192H92V191H90ZM4 193H6V192H4ZM1 196H0V200H1ZM160 197L166 199L167 203H168L169 200H172L173 203L172 204H166L162 209L158 205L149 204L151 202H154V203L158 202ZM182 199H187V201H188V199H196V200L190 201L191 203H194V204L198 205L197 207L200 208V211H198L197 213H191V216L193 218H195L196 221H187V220L183 219V216L186 215L188 212L185 211V210H177L176 209L177 208V205H176L177 203H175L174 201H180ZM241 202H243V204ZM10 203L11 204L13 203L14 205L12 204L11 206H8ZM181 203L183 204L184 202H181ZM15 204H16V206H15ZM115 204H116V207L115 206L113 207V205H115ZM95 207H99V209H100L98 211V212H100V213H98V215L99 214L103 215V216H101L103 218L105 216L106 219H107L106 220L107 222L109 221L108 219H110V221H111V226H109L110 228H107V227H106L107 229L103 228V226H104L103 224L101 226L100 223L97 224V222L93 221L92 224L95 223L97 225V227L101 226V228L103 230H100L101 228H96V229L94 228V226H96V225H94V224L92 225L91 221L89 222V220H92L94 218L92 216L97 215V214H94V215L92 214L91 216H88V217H92V219L89 218L88 220H86L87 219V215H85V214H88V215L91 214L90 212L94 211ZM168 210H174V211L171 212L172 215H167V213L169 212ZM12 211H16V212H19V213L13 214ZM95 211H94V213H96ZM8 212L9 213L12 212V213L9 215ZM82 213H83L82 218H84V215L86 216V218L80 220V222L82 221V223H83L86 220L88 222L83 223V225L87 224V223L91 224V226L89 224H88V226L85 225L86 228L84 226L85 233H83V234H81V230H82L83 227L81 228L80 231L78 230V229H80V227L79 226L77 227V224L79 225V223H80L78 221V218H80ZM175 213H176V215H174ZM204 213L206 214V216H213L212 218H214V220H215L214 221V223H215L214 224V231L210 235L207 234V231L210 228L209 225L207 223L201 221V220H204L202 218ZM114 214H116L117 217H115ZM165 214L167 216H165ZM98 215L96 217L100 216V215L99 216ZM100 218H97L96 220H98ZM197 219L199 221H197ZM112 220L115 222V223L113 222L114 224H112ZM203 223H205L206 226H202V225H205ZM160 224H164L162 226H166L167 227L166 233H162L160 231V229H159V225ZM235 226H238V229H236ZM89 227H92V228H89ZM176 227H177V229H175ZM193 228L194 229H204V228H206V231L204 232V234L201 235L199 232L192 231V230H194ZM98 230H100V231H98ZM164 231H165V229H164ZM82 232H84V231L82 230ZM235 233H239L240 235L245 236V239H248V238L253 239V241L256 243V245L252 247V250L258 249L257 246L260 245L261 246L260 248H262V250L260 251L261 254L254 255L253 252L250 249L245 248L244 245H243L244 241L242 242L241 240H237V236H236ZM258 238H260L261 241L258 242ZM23 254L28 255L27 257L29 259L27 261L23 260V256H24ZM216 262H218V263H216ZM223 262H225V263H223Z\"/></svg>","mask_w":264,"mask_h":264},{"label":"rangeland","instance_id":"374dc122","mask_svg":"<svg viewBox=\"0 0 264 264\" xmlns=\"http://www.w3.org/2000/svg\"><path fill=\"white\" fill-rule=\"evenodd\" d=\"M119 1H120V0H119ZM125 1H126V0H123V1L119 2V3H118L119 6H118V4H116L118 8L115 7L116 5L113 6L115 9H114L112 6H111V8H110V7H108V5H107V7H108L109 9H111L110 12L112 11V14H113V12H114L115 10H117L118 12L120 11V9H119V7L121 6L120 3H122V5H123V6H121V7H123V8H122L123 11H122V13H121V14H122V17H120L121 15H117V14H116V15L114 16V14H113L112 17L109 18V19H107V18H101V17H100V18H98V17L95 18V14L92 13V12L90 13V10L93 9V6H94V4H95V1H94V0H91V2L89 3V6H85L84 4H81V5L79 6L80 8L83 9V10H80L79 12H84V13L87 12L86 16L83 18V20L86 21V25H85V31H86V33L84 34L83 37H84L86 40H88V39H89V40H88L87 43H84V44H83V47H82L83 50H84V49H89L88 47L92 48V47H91L92 45H99L98 48H101V46L103 45V42L106 43V41L109 39L108 37H110V36L112 35V34L109 35V34H108L109 32H108L107 30H106L107 32L105 31V29H107L106 27H109V28H112V27H113L112 29H109V31H111V30L114 29V25H113L114 23H115V25H117L118 29H116L115 32H114L115 29L112 31V33H114L112 36H115V35H116L115 33H117V34L119 33V34L117 35L118 38L123 40V38H120V37H121V36H122V37H125V35H127V33H128V35H127V39H129V41H127L126 38H124V40H126V42L123 40L124 43L129 42V44L127 43L128 45L126 44L128 47H127L123 42H121L120 40L117 41L118 38H117L116 42H117V43L119 42V44H118V46L116 45V47L119 49L118 51L121 53V54L119 53V55H120L119 59H120V60H121V57L123 56V53H124V56H123V57H127V56H129V55H128L129 53H130V54H133V53L135 52L134 55H135V56L137 55L136 58H135L134 55H133V56L131 55L130 57H132V59L129 57V58H128L129 60H127V62L125 61L127 64H124V63H125V62H124L123 64H124L125 66H124V65H123V66L126 67V66L128 65V66L130 67V65H132V67L134 68V71H136V72H132V70H133L132 67H131V68H132L131 70H130L129 67H128V68H124V67L122 66V64H119V63H122V62H120V61L118 62V65H120V67H123L124 69H126L125 73L127 72V69H128V71L130 70V72H127V73H130V75H131V76H130V75L128 76L127 73H126L125 75H120V79H119V84H120V85L118 84L119 86H118V88H117V90L120 92V94H119V93H118V94L121 96V97H120V96L118 95V97L120 98V101H121V100H122V101L126 100L125 97H126L127 99L130 98L131 95H132L131 98L134 99L133 96H135L134 94H135L136 92H139L138 89H140L141 86H140V87H138V86L141 84V82H142V87H143L142 92L144 91V88L147 86L146 84H147V83H148V84L151 83V82H150L151 80H153V84H154V85H158V86L162 85V86H161V90H159L160 92H162V89H164L163 86H165L163 82H164V81H165V82H166V81L168 82L169 80H170V82H171V81H173V80H172V77H170V79H169V78H168L169 76H168V77H167V78L169 79V80H168V79L164 76V77L166 78V80H165V78L162 76V73H160V72H161L160 69H164L165 65H169L171 60H173V61L176 62V61L179 60V59H180L181 61L183 60V58L185 59L184 61H186V59H187V58H185L186 55L183 54V55L185 56V57H184V56L180 53V51L177 52V49L174 47L175 45H173V44H175V43H173V42H176V44L179 42L178 45H180V48H181L184 52H186V53H187V50H188V49L190 50V48H192V49H191V51H192V50H193V47H191V46H195V45H197V47H199L198 45L200 44V42H199V44H197L198 41L195 39V36H194V34H195V35L197 34V31H196V30H197V29H196L197 26H199V25H203V27H204V25H205L207 22H209V21L211 20V21L209 22V25H210V26L208 25V23L206 24V25L209 26V27L207 26L208 29L206 28V25H205L204 29H207L206 31H209V30L211 29V31H213V30H215L214 28H216L215 31H218V29L220 30V29L223 27L224 24H226L231 18L234 17V15L237 14V12H236V11L238 10L237 7H241L240 5H237V3H236V2H238V1H240V0H235V1H233V0H223V1H222V0H212V1H211V0H197L198 2H197L196 0H193V1H195V2H193L192 0H187V3H188V4H186V3L183 2V1H182V2H183V3H182V2H180V0H179V1H178V0H175V3H176V4H175V3H174V4H175L176 6H175L174 4H172V3H173L172 1H174V0H166V1L164 0L165 2H164L163 0H133V1L131 0V1H129V2L126 1L127 3H126ZM136 1H137V2H136ZM143 1H144V2H143ZM162 1H163V2H162ZM169 1H170V2H169ZM205 1H206V2H205ZM218 1H219V2H218ZM220 1H222V2H221L222 5L220 4ZM24 2H27V0H24ZM131 2H133V3H131ZM134 2H136V6H137L138 8H137L136 6H134ZM149 2H151V3H149ZM203 2H204V4H203ZM229 2H230V3H229ZM240 2H241V1H240ZM123 3H124V4H123ZM137 3H138V4H137ZM184 3L186 4V5H184V6H186V7L183 6ZM194 3H195V4H194ZM238 3H239V2H238ZM157 4H158V5H157ZM200 4H201V6H202V9H201V10H200V9L197 10V8H201V7H199ZM207 4H208L209 6H208ZM211 4H212V6H210ZM219 4H220V5H219ZM223 4H224V5H223ZM240 4H241V3H240ZM163 5H164V6H163ZM172 5H173V6H172ZM177 5H178V7H177ZM225 5H226V6H225ZM188 6H189V7H188ZM206 6H207V8H206ZM25 7H26V5H23V6H22V9H20V10H22V11L20 12V14L23 13ZM121 7H120V8H121ZM124 7H125L126 9H125ZM135 7H136V8H135ZM141 7L143 8V10L141 9ZM144 7H145V8L148 7V9L145 10ZM154 7H155V8H154ZM156 7H157V8H161L160 10L163 11V13H165V15H166V14H169V16L166 15V16L168 17V18H167V17L161 12V14L164 15V16L168 19V21H165L166 19L164 18V19H165L164 21L161 20L163 23L160 22L159 18L161 19V17H160L161 14H158L160 10L156 9ZM169 7L172 8V9H170ZM176 7H177V8H176ZM183 7H184V8H183ZM194 7H195V8H194ZM128 8L130 9V11H131L132 8H133V10L136 9L137 11L134 10L135 13H134L133 11H132V13H131V12L129 11ZM153 8L155 9V11H153V10H154ZM162 8H163V9H162ZM186 8H187V10H186ZM189 8H190V10H191V14H190ZM56 9H57V11H56L57 13L60 12V8H59V7H57ZM109 9L106 8V12H107V13L109 12ZM112 9H113L114 11H113ZM118 9H119V10H118ZM124 9H125L126 11H124ZM139 9H141V10H139ZM150 9H152V11H151ZM236 9H237V10H236ZM127 10H128V11H127ZM138 10H139L140 12H139ZM148 10H150V12H153V13H149V14L147 13V14H145ZM157 10H158V11H157ZM169 10H170V11H169ZM195 10H196V11H195ZM202 10H204V11H202ZM142 11H143V12H142ZM165 11H166V12H165ZM171 11H172V12H171ZM176 11H177V12H176ZM193 11H194V13H192ZM226 11H227V12H226ZM110 12H109V13H110ZM120 12H121V11H120ZM120 12H119V14H120ZM141 12H142V14H141ZM148 12H149V11H148ZM154 12H155L156 14H155ZM157 12H158V13H157ZM175 12H176V13H175ZM198 12H199V14H196V13H198ZM115 13H117V12H115ZM129 13H130V14H129ZM174 13H175V15H174ZM144 14H145V15H144ZM152 14H153V15H152ZM230 14H231V16H230ZM110 15H111V14H110ZM110 15H106V17H109ZM154 15H156V16H158V17H154V18H153L152 16H154ZM177 15H178V16H177ZM228 15H229V17H231V18H229ZM117 16H119V17H117ZM175 16H176V17H175ZM188 16H190V17H188ZM223 16H225V17L223 18ZM174 17H175V18H174ZM77 19H78V17H76L74 23L77 21ZM80 19H82V18H80ZM154 20H157L156 23H158V21H159V23H158V24H156V23L154 24V22H155ZM180 20H181V21H180ZM190 20H191V21H190ZM208 20H209V21H208ZM213 20H214V21H213ZM222 20H223V21H225V20L227 21V20H228V21H227V22H222ZM185 21H186V22H185ZM220 21L222 22L221 24H220ZM191 22H192V23H191ZM214 22H217V23L214 24ZM111 23H112V27H110V26H111ZM131 23H132V24L134 23L133 25H135V27H136L137 30L134 29V28H135V27H134V28H133L134 30L131 29L132 32H130V28H131V27H130L129 24H131ZM108 24H109V25H108ZM222 24H223V25H222ZM128 25H129V26H128ZM154 25H155V26H154ZM188 25H189V26H188ZM212 25H213V26H212ZM218 25H219L220 27H219ZM137 26H138V27H137ZM153 26H154V27H153ZM160 26H161V27H160ZM163 26H164V27H163ZM211 26H212V27H211ZM214 26H216V27H214ZM44 27L46 28L45 25H42V26L40 27V26L34 24V26H32V27H26V28H24V29H23L22 31H20V32H14V31H12V33H10V34L8 33V34L4 35V37L6 36V39H7V35H8V36H10V40L13 39V41H14L15 38H19V35H20V34L27 35V34H25V33L28 32L29 30H31V32H33V34H31V37H32V38H37V37L40 36L41 33L43 34V28H44ZM117 27L115 26V28H117ZM132 27H133V26H132ZM159 27H160V28H159ZM201 27H202V26H201ZM210 27H211V28H210ZM218 27H219V28H218ZM225 27H226V25H225ZM0 28H1V27H0ZM5 28H6V27H4V28H2V29H4V31L9 29V28H8V29H7V28L5 29ZM31 28H32V29H31ZM154 28H156V29H154ZM164 28H166V29H164ZM167 28H168V29H167ZM217 28H218V29H217ZM223 28H224V27H223ZM149 29H150V30H149ZM151 29H153L154 31H152ZM198 29H200V27H198ZM147 30H148V31H147ZM159 30H160V31L162 30V34L160 33ZM164 30H166V31L164 32ZM192 30H193V31H192ZM194 30H195V31H194ZM202 30H203V28H202ZM202 30H201V31H202ZM8 31H9V30H8ZM134 31H137V33H135ZM138 31H139V32H138ZM203 31H204V30H203ZM61 32H62V31H61ZM129 32H130V33H134V34L132 35L133 37L130 36L131 34L129 35ZM154 32H155V33H154ZM171 32L173 33V36H172V33H171ZM189 32H191V34H190ZM194 32H195V33H194ZM198 32H199V31H198ZM240 32L243 33V31H241V30H240ZM97 33H100V35H98ZM110 33H111V32H110ZM148 33H149L151 36H148ZM175 33H177V34H175ZM192 33H193V34H192ZM241 33H240V34H241ZM135 34H136V36H135ZM145 34H147V36H146ZM160 34H161V35H160ZM174 34H175V35H174ZM189 34H190V35H189ZM137 35H138V36H137ZM139 35H140V36H139ZM219 35H220V34H219ZM59 36H60L59 31H56V30H55V34H53V38L58 39ZM128 36H129V37H128ZM190 36H191V37H190ZM220 36H221V35H220ZM239 36H240V35H239ZM239 36L236 38V39L239 38L238 40H235V38H234L235 43H237L238 45L240 44V42H243V43H244L245 41H247V40L242 39L241 36H240V37H239ZM244 36H245V35H244ZM1 37L3 38V36H1ZM1 37H0V38H1ZM138 37H139V40L137 39ZM146 37H147V38H146ZM149 37H150V38H149ZM152 37H154V38H152ZM160 37H161V38H160ZM172 37H173V38L176 37V38L173 39ZM245 37H246V36H245ZM245 37H244V38H245ZM32 38H31V39H32ZM133 38H134V39H133ZM158 38H159L160 40H159ZM184 38H185V39H184ZM240 38H241V39H240ZM132 39H133L134 41L136 40L137 42H139V44H141V43H142V44L139 45V46H137V45L133 44V41H132V42H131V44H133V46H132V45H130V41H131ZM147 39H148V40H147ZM162 39H163V41H162ZM171 39H172V41H171ZM181 39H182V40H181ZM188 39H190V40H188ZM1 40H4V38L1 39ZM10 40L8 39V40H7L8 43L6 44V42H5L4 45H9V43L11 42ZM96 40H99L100 42H99V41H98V42H95ZM143 40H144L145 42H144ZM158 40H159V41H158ZM239 40H242V41L238 42ZM261 40H262V39H261ZM5 41H6V40H5ZM147 41H150L151 43H148ZM154 41H155V42H154ZM164 41L166 42V44H165ZM167 41H168L170 44H169ZM211 41H212V40H211ZM211 41H209L208 44H210V46H208V47H209V48L211 47L212 49H216V43H215V41H213V42H211ZM250 41H251V40H250ZM3 42H4V41H2V44H3ZM116 42L113 43V44H114L113 46H115ZM140 42H141V43H140ZM152 42H153V43H152ZM157 42H158V43H157ZM257 42H258V44H257ZM263 42H264V37H263ZM263 42H260V43L262 44ZM121 43H123L126 47L123 46V45L120 46ZM145 43H148V44H145ZM155 43L159 44L161 49H159V46H158L157 44H156V45H152V46L150 45V44H155ZM260 43H259V41H254V42L251 41L250 43H249V41H247V42L245 43L246 46L250 44L249 47H248V49L251 48V49L253 50V51H252L251 49H249V53H248V49H247V47H246L244 44H242V45H244V47H246V48H243V46H240V45H241V44H240L239 47L242 48V50L244 49V50H243V54H244L245 57H243V55L241 54V57H243L244 59H242V58L238 59V57H240V55L237 56V53H236V52H238V51H240V50L237 51V50H236L237 48H233V49L236 50V52L233 53V52H232V51H233L232 47H230L232 51L229 52V54L227 53L228 55H226V56H229V58L226 57V56H221V55H223L225 52H224V53L222 52L223 54L218 53V54H220V55L217 54V56H213L214 58L212 57L210 60H208V61H206V62H207V63L209 62L210 64H214V63L216 62V63L219 64L220 66L222 65L223 68H222V66L219 67L218 65L214 64V65L216 66V68H218V69H214V68H213V69H214L213 72L210 73L211 75L213 74L212 76L209 75V74L207 73V71H206V72L204 71V74L206 73V74H205V77H206V75L208 74L207 77H208V81H210V82L217 81V79L220 78L219 81H217L216 83L219 82L218 85L220 84V85L222 86L221 88H223V91H225L226 89H228V86H229V85L226 86L227 88L224 86L225 84L227 85V83H225V84L222 85L220 82L224 81V78H222V79H223L222 81H220V80H221V77H223L224 75H221V77H219V75L222 74V73L225 74V72H227L229 75H226V76H227V77L230 76V79H231V78H232L231 76L234 75V74L231 75V72H232V73L235 72V76L237 75L238 77H237V76H236V77L234 76V77L239 79V74L236 73V71L239 70V71L241 72V73H240V72L238 71L240 74L243 73V78H241V81H242V79H244L245 77H246V79H247L246 81H248V79L250 78V83H251V84H250V83H249V84H250L251 86H253V87H254V85H256V87H254V89H253L251 86H249L250 88H248V89L246 88V89L244 90V91L246 92V95H247V93H248L247 91H249V94H250V89H251V93H252L253 90L255 91V89L261 84V82H263L262 84H263V87H264V80H263V79H264V71H263V72L261 71V68H262V70H264V67H263V66H262V67L260 66V70H259V69H258V68H259V65H258V67H257V66L255 67L256 63H254V62H256V61H254V60H257V61L259 62V61H261L260 58H261V59H262V57L264 58V52H262L263 55H262V54L259 55L260 52H258V49H259V51H262V50H260V49H261V48L263 49L262 46H264V44H262V46H261ZM137 44H138V43H137ZM143 44H144V45H143ZM161 44H162V45H165V47H164V46H161ZM237 44H235L234 47L237 46ZM251 44L254 45L253 48L251 47ZM255 44H256L257 46L260 44V45H259L260 48H259V47H258V48H255V47H256ZM47 45H48V49H51L53 46H55V45H53V44H48V43H47ZM134 45H135V46H134ZM142 45H143V48L141 47ZM168 45H170L169 48H167ZM181 45L185 46V49H184L183 47H181ZM9 46H11V45H9ZM9 46H8V47H9ZM104 46L106 47V44H105ZM129 46H130V47H129ZM136 46H137V48H133V47H136ZM171 46L174 47L175 49L172 48ZM152 47H153V48H152ZM186 47L188 48L187 50H186ZM9 48H10V50H9ZM9 48H6V47H5L4 50L6 51V49H8V50H7L8 53H9V52H11V53H9V54H7V55H3V57L0 59V73H1V74H0V80H1V83H0V84L4 86V87H3V86L0 85V86H1L0 91L2 90V88H4L3 92H4L5 89H6V90H8L7 92L10 93V94H7V93H5V92L3 93V92L1 91V93L5 94L6 96H4V95L2 96V95L0 94V95L2 96V97H0V125H1V127H0V129H1V131H0V135H1V136H0V137H1V138H4V142H5V139H6V144H5V146H6V147L8 146L7 149H8V148L11 149L12 147H9V146H12V145L15 144V145L13 146V149H12V151H13V150L15 151V150L17 149L16 146H19V147H20V145L22 144V143H21V140H24V141H25V144H26V142H27V141L25 140V139H27V137L25 138V136H24V137H23V135L21 136L22 131H24V129H26V128H24V127H28V125H29V126H30V125L32 126V124H33V127H34V125H35V127L38 128V129L36 128V130H39V131H40V129H42L41 132H42V133L44 132V130H45L44 128H39V127L41 126V123L38 124V125H40V126L36 125V124H37V121H41V120H42V123H43V118H42L41 116H39V115H38V117H36L37 114H36V116H35V109H36V108L33 107V105H35V104H37V103L34 102L32 99H33L34 97H38V98H40V100H41L42 98H44L45 96H47V95L51 92V89H53V87H54V81L52 80V82H51L50 84H48V85H47L46 83H44L43 81L41 82V80H39V81H40V84H39V83H35L36 81L38 82V79H37V78H34V75L37 74V73L39 72V71H38V69H39V65L37 64V61H38V60H36V58H35V56H37L38 54H37L36 52L32 53V55H33L34 57L32 56L30 59H29V58L26 59V57H27L26 54H22V53H20V54H16V55H13V57H12V56H10V54H12V53L16 50V45H13V46H11V47H9ZM125 48H128L129 50H130V48H133L134 51H133V49H131L132 51L130 50V52H129V50L126 49V51H128L129 53H128V52L125 53L126 51L123 52V51L125 50ZM155 48H156L157 50H159L158 52H159V54H160V57L157 56L158 52H157V50H156ZM171 48H172V49H171ZM211 48H210V49H211ZM114 49H115V47H114ZM136 49H137V50H136ZM168 49H169V51H171V50L174 49V50L176 51L175 54H178V55H179V53H180V56H178V57H183V58L181 59V58H178V57H177V58L175 59V57H176L177 55H174V57H173L174 59L171 58L170 61H169V59H167V57H166V56L168 55V52H169ZM178 49H179V47H178ZM105 50H107V49L105 48ZM105 50H104V51H105ZM116 50H117V49H116ZM120 50H122V52H121ZM150 50H151V52H150ZM160 50H161V51H160ZM164 50H166L165 52H167V51H168V52L165 54ZM242 50H241L238 54L242 53ZM250 50H251V51H250ZM254 50H255L256 53L254 52ZM74 51H75V47H72V49L69 50V52H67V51H65V50H57L55 53H53V54H51L50 56H48L49 59H50V64H53V67H50V73H51L53 76H56V75H59V74L65 75V74H67V73L69 72V70L66 71L63 67H64V63H65V62H68L69 60L72 59V56H73ZM112 51H113V50H112ZM112 51L104 52V53L101 52L100 55H103V54H104V55H105V54H111V53H114V52H115V51H114V52H112ZM118 51H116V52L118 53ZM191 51H190V52H191ZM193 51H194V50H193ZM246 51H247V52H246ZM94 52H95V51H94ZM132 52H133V53H132ZM143 52H144V54H143ZM147 52H149V53H147ZM154 52H155V54H156L157 57L155 56ZM161 52H162V53H161ZM190 52H189V53H190ZM257 52H258V53H257ZM6 53H7V52H6ZM35 53H36V54H35ZM97 53H99V52H97ZM163 53H164V54H163ZM169 53H171V52H169ZM189 53H188V54H189ZM235 53H236V54H235ZM81 54H82V55L80 56V54L77 53V51H75V55H76L77 57H80V58H79V59H80V64H81V65H84V64H85V61H87V63H88V59H87V56H86L85 54H83V53H81ZM114 54H115V53H114ZM125 54H126L127 56H126ZM140 54H141V55H140ZM173 54H174V53H173ZM173 54H172V55H173ZM191 54L193 55V54H197V53H194V52H193V53H191ZM191 54H190V55H191ZM225 54H226V53H225ZM225 54H224V55H225ZM234 54H235V55H234ZM245 54H246V55H245ZM248 54H249L250 56H249ZM100 55H99V57H100ZM117 55H118V54H117ZM138 55L141 56V57H140L141 60H140L139 58L137 59ZM169 55H170V54H169ZM169 55H168V56H169ZM181 55H182V56H181ZM190 55H189V57H193V58L196 56V55H195V56H192V55L190 56ZM215 55H216V54H215ZM198 56H199V55H197L196 58H198ZM247 56H248L250 59L247 58ZM93 57H95V56H93ZM106 57H107V55H106ZM116 57H118V56H116ZM161 57H162V58H161ZM170 57H171V55H170ZM170 57H168V58H170ZM189 57H188V58H189ZM201 57H202V56H201ZM217 57H219V58H217ZM13 58H14V61H15V58H16V60L19 62V63L17 62L18 64L15 63V64H17V65H14V64H13V62H12ZM84 58H85V59H84ZM95 58H96V57H95ZM103 58H104V57H103ZM160 58H161V59H160ZM165 58H166V59H165ZM196 58H194L193 60H192L191 58H190V59H191L194 63L196 62L194 67L198 66V67L200 68V66L197 65V62L203 64L202 62H204V59H203V57H202L201 59H198V61H195ZM199 58H200V56H199ZM216 58H217V60H216ZM117 59H118V58H117ZM119 59H118V60H119ZM124 59H125V58H123V60H124ZM126 59H127V58H126ZM136 59H137V61L140 60V61H138L139 63L137 62V64H136ZM223 59L225 60V62H223ZM228 59H229V61H228ZM248 59H249V61H250L249 64H250L251 62H253L255 65H253V63H251L252 66L249 65L248 70H252V73H253V74H252L251 72L249 73V71L247 70V71H248V72H247L248 78H247V75L244 73V70H245V69H244V66H245V68H246L245 61H246V60L248 61ZM253 59H254V60H253ZM123 60H121V61H123ZM130 60H132V61H130ZM133 60H135V61H133ZM153 60H155L156 63H158V64L160 63V64L157 65V64L155 63V65H154V63H153L154 61H153ZM164 60H165V64H164ZM196 60H197V59H196ZM219 60L221 61V63H222V62H223V63L221 64ZM231 60H232V61H231ZM240 60H242V61L244 62L245 65H243V64H242V61L240 62ZM263 60H264V59H263ZM263 60H262V62H264ZM157 61H158V62H157ZM167 61H168V63H166ZM181 61H177V64H173V65H174V66H176V65L178 66V64H182V63H180ZM184 61H183V64L185 63ZM192 61H191V62H192ZM211 61H212V62H211ZM214 61H215V62H214ZM130 62H131V63H130ZM134 62H135V63H134ZM147 62H148V63L151 62L150 64L153 65V67H152V68H149V67H150V64H149L148 67H147V66H146V65L148 64ZM188 62H190V60H189ZM188 62H187V64H188ZM193 62H192V64H193ZM206 62H204V64H207ZM218 62H219V63H218ZM231 62H233V63L236 65L235 68L238 67V68H237L238 70H237V69L235 70V68H232V67H234L233 65H232V67H230L231 64L229 65V63H231ZM146 63H147V64H146ZM171 63H172V61H171ZM209 63H208V65H210ZM224 63H225V65H227V66H226L227 68H228V67H230V68H229V69L225 68ZM233 63H232V64H233ZM247 63H248V62H247ZM134 64H135L136 66H135ZM139 64H142L141 67H140ZM143 64H144V65H143ZM183 64H182V65H183ZM185 64H186V63H185ZM185 64H184V65H185ZM259 64H261V65L263 64V65H264V63H259ZM20 65H21V66H20ZM137 65H138V66H137ZM160 65H161V66H160ZM173 65H172V66H173ZM184 65H183V66H184ZM188 65H189V64H188ZM188 65L185 66V68H182L183 66L180 67L181 70L183 69L184 72L181 71L177 66H176V68H177L176 70H175L174 68H173V69L170 68L171 70H175L176 73H177V70H179V72H183V73H182L183 75L181 76V78H180V73H179V72H178L179 75H178V73L175 75V74H174L175 71L172 72V74H174V76H175V77H173V79L175 78V80H174L175 83L177 82V83L179 84L180 82H183L184 80H187L188 78H189L190 80L192 79L191 81H193V78H195V77H194L195 73L197 74V72H195L194 70H196V71L198 70V71H199L200 69L197 68V67H196V69H195V68L191 67V65H190V67H188ZM193 65H194V64H193ZM193 65H192V66H193ZM208 65H207L208 68H205L206 65H204V67H202L203 65H201L202 70H206V69L208 70V69H209V66H208ZM242 65H243V66H242ZM19 66H20V67H19ZM145 66H146V67H145ZM155 66H156V67H155ZM158 66H159V68H160V67H161V68L158 69V68H157ZM170 66H171V65H170ZM172 66H171V67H172ZM212 66H213V65H212ZM212 66H211V68H212ZM215 66H214V67H215ZM217 66H218V67H217ZM105 67H106V65L104 66V68H105ZM137 67H138V68H137ZM154 67H155V68H154ZM166 67H167V66H166ZM166 67H165V68H166ZM106 68H107V67H106ZM136 68H137V69H136ZM139 68H140V69H139ZM141 68H142V70H141ZM145 68H146V69H145ZM167 68H168V67H167ZM204 68H205V69H204ZM255 68H256L257 70H259V72L261 71L260 74H262V75H260L257 71L255 72V73L259 74V76H263L261 79H260L259 76H258V77H259V78H258L257 75H255V73L253 72V71H255V70H253V69H255ZM147 69H148V70H147ZM149 69H150V70L153 69V70H152L153 72H155L154 70H158V71L160 70V72H159V74H158V73H152V71H150ZM168 69H169V68H168ZM233 69H234V70H233ZM106 70H107V69H106ZM146 70H147V72L150 71L149 74H146V73H147ZM171 70H167V69H166V71H168V73L166 72V76H167V74H169L170 76H172V74H171V72H170ZM189 70H190V71H189ZM202 70L198 72L199 75H201L200 73L203 72ZM216 70L219 71L218 74H217V76H218L219 78H218L217 76H215L216 73H217ZM223 70H224V71H223ZM225 70H226V71H225ZM141 71H143V72H142L143 74L140 73ZM144 71H145V74H144ZM158 71H157V72H158ZM187 71H188V72H187ZM193 71H194L195 73H193L194 75H191L190 72H193ZM210 71H211V70L209 69V72H210ZM214 71H215L216 73H215ZM230 71H231V72H230ZM121 72H122V71H121ZM137 72L140 73V75H141V76L139 75L140 78H138V79H139L138 81H140V84H139V82L137 81L139 85H137V83L135 82V80H137V78H135L136 75H135V77H134V73H137ZM162 72H163V75H164V72H165V71H162ZM169 72H170V73H169ZM229 72H230V73H229ZM245 72H246V71H245ZM12 73H13V74H12ZM34 73H35V74H34ZM132 73H133V75H132ZM188 73H190V74H188ZM227 73H226V74H227ZM103 74H105L104 79H106V77H107V73L104 72ZM121 74H124V73H121ZM151 74H153V75H151ZM156 74H158V75L161 74V75H160V76H158V75L156 76ZM186 74H188L190 77H189V76H186ZM244 74H245V76H244ZM249 74H250V75H253L252 77H253V79L255 80L254 83H257L258 85H257V84H254V83H253L254 85L252 84V82H253V81L251 82V78H252V77H251ZM21 75H22V77H21ZM32 75H33V76H32ZM144 75H145V77H146V80L141 81V80H140L141 78H142V80L145 78ZM149 75L151 76V78H153V76L155 75L156 77H159V78H157L158 81L160 80V81H163V82H160V85H159V82H158V84H157V83H154L155 78H154V79H151V78H150L149 81H148V78L150 77ZM177 75H178L179 77H177ZM197 75H198V74H197ZM124 76L127 77L126 80L129 78L128 80H131V81H132V78H135V79H134V83H133V85H134V86L137 85V86H135V89H136V90L134 89V86H133V89H132V91H131L132 94H131L130 96H129V95H128V96L126 95V96H124V98H123V95H125V94L122 95L121 93H126V90H127V89H126V88L123 89L122 84H124V82H126L127 85H124L125 87L128 86V85H132V83H130V84L128 83V82H130V81H128V80L125 81V77H124ZM139 76H138V77H139ZM192 76H193V78H191ZM210 76H211V78H212L213 81L210 80V79H211V78H209ZM249 76H250V77H249ZM254 76H255V78H254ZM19 77H20V78H19ZM23 77H24V78H23ZM147 77H148V78H147ZM161 77H162V78H161ZM184 77H185V78L188 77V78L185 79ZM213 77H214V78H213ZM15 78H16V79H15ZM18 78H19V81L15 82L16 80H18ZM122 78H123V81H121ZM130 78H131V79H130ZM176 78H179L178 81H176V80H177ZM197 78H198V77L196 76V79H197ZM199 78H200V77H199ZM201 78L204 79V81H205V82L203 81L204 84L207 83V84H206L207 87H208V86H209V87L211 86V85H208V82L206 81L207 79H206V78H203V73H202V77H201ZM215 78H217V79L215 80ZM235 78H234V79H235ZM256 78H257V79H256ZM196 79H194V81H195ZM232 79H233V78H232ZM238 79H237L238 82L235 81V80H234V81H233V80H230V81H229L230 85L233 84V82H235V84L238 83V84H237V86H238L240 83L243 82V81H242V82L239 81L240 79H239V80H238ZM253 79H252V80H253ZM9 80L11 81V83L9 82ZM13 80H14L15 83L13 82ZM34 80H35V81H34ZM198 80H199V79H198ZM200 80H201V79H200ZM200 80H199V81H200ZM120 81H121V83H120ZM146 81H148V82H146ZM156 81H157V80H156ZM156 81H155V82H156ZM174 81H173V82H174ZM187 81H189V80H187ZM196 81H197V80H196ZM196 81H195V83H194V84H195L194 86H196L197 84L200 85V84L202 83V81H201V83L198 82V81L196 82ZM225 81L227 82V81H228V78H226ZM246 81H245V79H244V84H246V83H245ZM256 81H257V82H256ZM260 81H261V82H260ZM12 82H13V84H12ZM132 82H133V81H132ZM145 82H146V83H145ZM167 82L165 83V84H166L165 88L167 87V84L169 83V82H168V83H167ZM173 82H172V83H173ZM239 82H240V83H239ZM9 83H10V84H9ZM42 83H43V84H42ZM135 83H136V84H135ZM144 83H145V84H144ZM172 83H171V84H172ZM177 83H176V84H177ZM183 83H185V81H184ZM188 83H189V85L192 84V82H191V84H190V81H189ZM188 83H185V84L188 85ZM196 83H197V84H196ZM214 83H215V82H214ZM229 83H228V84H229ZM31 84H33V85H31ZM35 84H37V87L34 86ZM153 84H152V85H153ZM171 84L169 83V84H168V87H169V85L171 86ZM173 84H174V83H173ZM173 84H172V85H173ZM176 84H174V85H176ZM210 84H212V83H210ZM244 84H242V85L245 86ZM6 85H7V86H6ZM144 85H146V86L144 87ZM150 85H151V84H150ZM174 85H173V86H174ZM179 85H181V83H180ZM189 85H188V86L183 85V87L185 86V87H186V90L188 91V89H191V86H192V85H191V86H189ZM202 85H203V83H202ZM247 85H248V84H246V86H247ZM105 86H106V87H105ZM121 86H122V87H121ZM148 86H149V85H148ZM173 86H171V87H173ZM181 86H182V85H181ZM181 86H179V88H177V86H176V88H177V89H180ZM213 86H214V85H213ZM213 86H212V87H213ZM215 86H216V85H215ZM240 86H241V84L238 86V88H239ZM246 86H245V87H246ZM7 87H9V89H8ZM137 87H138V88H137ZM142 87H141V88H142ZM183 87H182V90L185 89V87H184V88H183ZM197 87H198V86H197ZM197 87H196V88L193 87V88H195V89H191V90H192V91H193V90L196 91ZM202 87H203V86H202ZM204 87H206V86H204ZM207 87H206L204 90L208 89ZM224 87H225V88H224ZM241 87H242V86H241ZM247 87H248V86H247ZM260 87H262V86H260ZM102 88L106 89V88H107V85L105 84L104 87H102ZM127 88H130V86L127 87ZM174 88H175V87H174ZM176 88H175V90H176ZM187 88H188V89H187ZM214 88H215V87H214ZM229 88H230V87H229ZM238 88L235 87L234 84H233V86L231 85V89H232V90H233V89L236 90V91L234 90V92L231 90L233 93H232L229 89L227 90L228 92L226 91L227 93H224V92H221V91H222L221 89L216 88L217 91H218V90H219V91L221 90V91H220V92H221V94H220L221 96H219V94H216L217 97H220V98H221V100L224 101V98L227 97V96L225 97L224 94H227V95L230 97L229 99H227L228 102H229V105L226 103V102H227L226 100H225L224 102L222 101V102L224 103V105L227 107V108L225 107L227 110H224V106H223V107H220V106H221V105H219V101H221L220 98H219V101H217L218 103L216 102L218 105H217L215 102L212 104V102H213L215 99H214L213 101L210 100L211 98L209 99L210 101L207 100L206 97H205L206 95L204 96L203 92L200 93V94H199V92H198L197 94L194 95V92H193V94H192V93H188V92H186V90H183V91L186 92L188 95H190V96H189L190 98H189L188 95L185 94V95H187V96H184V97H183L185 100H186V99H190V100H191V99L193 98V97L191 98V96H194V97L196 98V99H195L196 103L194 102V99H192V100H193V102L196 104L197 109L199 108V109L202 110V108H204V107H205V108H206V107H209L210 105H207L208 102L212 104V105H211V108H209V110H212V112L215 111V114H214V112H213L214 115L211 114V116H210V113H209V112H206V110L208 111V109L206 108V110H204V114L207 113L206 115H208V113H209V115H208L209 117H208V118H207V117L205 118L206 115H205V116L203 115L204 118H205L204 121L209 120V122L207 121V123H205V122L203 121V119H202V118H203L202 116H201L202 118L200 117L202 120H199V118H198L197 120L200 121V122H199L200 124L202 123L201 121H203V122H204L205 124H207V125H209V123H210L209 127H211V128H212L215 124H217V128L215 127V128L217 129V130H215L217 133L214 132V133H216V136L214 135V133L211 132L212 129H208V128H207L208 126L205 127L204 124H203V127H202V126H200V124L198 123V124H199V127H197V128L194 127V125H192V124H195V126H196V124H197V123L194 122V120H196V119L193 117V115L195 116L196 113H195V114H192V117H191V114H190V113L192 112V110H194V112H195V109H191V112H190V111L188 110L190 105L188 106L187 103H183V101L181 100V99H183L182 96H180V100H181V101L179 100L180 102H182L181 105H180V104H177V105H176V103L171 104L172 102H171V103H168V105L170 104V106H171V105H173V106L176 105V106H177V107L175 108V111H177L176 109H179V110H178L177 112H175V113L172 112V111H173V108H174L175 106H174V107L172 106L173 108H169L170 110L172 109V111H170V112H171V113H174V115L177 113V114H176V117H177V118H179V117L183 114L182 110L184 111V110L186 109V110H188V111L190 112V113L188 112V113H189V114L187 115L188 118L185 117V116H186V114H185L186 111L184 112L185 116H184V114H183V115L180 117V119H181L182 117H183V118L185 117V118L183 119V124H184V123H186L187 125L189 124V125H188V126H189V129H188V126H187V132L184 130L186 127L183 126L184 129H183V131L181 132L180 135H183L184 133L187 135V134L190 132V133L193 134V137H192L191 141L195 142V140L198 139V136H199V135H200L199 137H201L200 139H201V141H202V140H203L202 137H204V136L208 133V132H205V131H206V130L209 131V133L207 134V136H208V135H209V136L206 137V138H204V140L207 139L208 142H207V141H206V143H205V141H202V142L200 141V142H199V140H200V139H199L198 141L195 142V143L199 142V143L197 144L198 146L196 147V146H195L196 144L194 143V144H195V145H194V146H195L194 148H193V146H192L191 144L187 143V141H190L189 138H188V140L184 139V140H186V141H183V142H184V143L186 142V144H188L187 146H188L189 150H190V149L192 150V148H193V149H195V148H199L198 150H200V149L202 148V144H201V143L204 142L203 145L205 144V146H203V147H204V148H207V149H204V148H203V149H204L203 151H205V150H206V151H210V150H211L210 152L212 153V152H213V147H214L215 145H217V146L214 148V150H217V149H218V152H219V151H223V152H221V153H219V154H217V151L213 152V153H215L217 156H218V155L222 156L223 154H224V155H225V154H228V155L231 154V156H229L230 158H229V157H226V156L223 155L224 157H226L225 160H227V161L229 160L228 162H230V163H228V162L226 161V162L228 163V165H229L228 168H233V167H235V168H234L235 171H232V172L230 171L229 174H231V175H228V174H227L228 176H230V177H231V176L234 177V179H237V181H238V179H239V182H243V181H244V182H250V181H251V182H257V181H258V182H259L260 180H257V179H241L242 177H239V176H244V175H245V176H248V177H250V176H258V175H260L261 173H262L261 176H264V171H263V170H264V164H262V163H264V161H263L264 159H263V157H261V156H264V155H263L264 150L261 149V148H263L262 146H263V144H264V142H263V141H264V139H263V138H264V136H263L264 131L262 132V130H264V123H263V122L261 123L263 126L261 127V128H262L261 131H259L258 126H259V123H260V122H259V121H256V122H255V120H253L254 117H255V119H256V118H257L258 120L260 119V121H262V120L264 119V118L262 119V118L259 116V115H262V114H261L262 112H263V114H264V111H262V109L264 110V108H263V107H264V104H263V103H264V96H263V95H264V89H263V94L260 93V92L258 93L257 91L255 92L256 95H255V96L253 95V97H256V98L258 97L257 99L255 98V100H253L254 98L252 99V95H250V100H249V96H248V97L244 96L245 93L242 94V90H241V92H239V93H240V95H239V93L237 92V89H238ZM104 89H103V92L105 91ZM167 89H168V88H167ZM169 89L172 90L173 88L171 89V88L169 87ZM239 89H240V88H239ZM242 89H244V87H243ZM258 89H259V88H257V90H258ZM261 89H262V88H260L259 90L262 91ZM130 90H131V89H130ZM133 90H135V91H133ZM165 90H166V89H165ZM165 90H164L163 92H165ZM180 90H181V89H180ZM197 90H199V89H197ZM202 90H203V88H202ZM202 90H200V92H201ZM208 90H209V89H208ZM212 90H213V89H212ZM259 90H258V91H259ZM123 91H124V92H123ZM127 91H128V90H127ZM167 91H168V90H167ZM206 91H207V90H206ZM209 91H210V90H209ZM214 91H215V90H214ZM239 91H240V90H239ZM244 91H243V92H244ZM254 91H253V92H254ZM134 92H135V93H134ZM168 92H169V91H168ZM170 92H171V91H170ZM172 92H174V91H172ZM175 92H176L177 94L179 93L178 95L181 94V92H177V90H176ZM190 92H191V91H190ZM236 92H237V93H236ZM107 93H108L107 96H109V89H108V88H107V91L105 92V94H107ZM129 93H130V91H129ZM129 93L127 92V94H129ZM133 93H134V94H133ZM153 93H154V92H153ZM158 93H159V92H158ZM165 93H166V92H165ZM204 93H205V91H204ZM211 93H212V92H211ZM211 93H210V94H211ZM215 93H219V92H216V91H215ZM222 93H223V96H222ZM228 93H229V94H228ZM234 93H235V94H234ZM139 94H141V92H139ZM139 94L137 93V95H139ZM159 94H160V93H159ZM161 94H162V96H161L162 99L159 97ZM161 94H160V95H157V94H156V96L159 97V98H158V97H156V98H157V99H161V100H163V94H164V93H161ZM170 94H171V93H169V97H170V98H171V96L173 97V96L175 95V94L172 93V95L170 96ZM182 94H183V93H182ZM191 94H192V95H191ZM210 94L208 93V95H210ZM236 94H238L239 96L236 95ZM252 94H254V93H252ZM257 94H258V96H257ZM261 94H262V95H261ZM143 95H144V94H143ZM148 95H149V94H148ZM164 95H165V94H164ZM167 95H168V94H167ZM167 95H166V97H167ZM178 95H177V96H178ZM196 95H197V97H196ZM202 95H203V96H202ZM208 95H207V96H208ZM235 95H236L240 100H238V98L235 97ZM146 96H147V95H146ZM146 96H145V98H144L145 101H143V99H141V102H139L140 99H138V100H139V101H138L137 98L134 99V100H137V102L140 103V107H141V106L143 105V103H145V105H146V103H148V102L146 101V100H147V99H146ZM149 96L151 97V96H153V94H152V95H149ZM149 96H147V97H149ZM154 96H155V94H154ZM154 96L151 97V98H153V100L150 98V103H151V104H150V103H149V104H150L151 106H150L149 104H147V106H149L148 110L150 111V113H148L147 108L145 109V112L143 111L144 108H145V105H144L143 107H141V110L143 111L142 113H146V112H147V114H145V115L141 113V111H140V107H139V108H136V107H135L136 105H133V106L136 108V109H135V108H134V109L137 111V112H136V111H135V112H136L137 114H138V113H139V114L141 113V114L139 115L140 120L142 119L141 117H143L142 120H144V117H147L146 115L149 116V114L153 113V112H151V107H152V109H153V107H155L156 103H157L156 106H158L159 104H161L160 102H162V101H159V100H157L156 103H155L154 100H155L156 98H155ZM213 96H214V95H213ZM240 96H242V98H243V96H244V98L246 97V99H245L244 102H246L249 106H250V104L252 103V105L250 106L252 110L245 108V107H246V105H245L246 103L243 102L244 105L242 104V100H243V99H242ZM135 97H136V96H135ZM139 97L141 98V95H139ZM139 97H138V98H139ZM143 97H144V96H143ZM166 97H165V98H166ZM178 97H179V96H178ZM186 97H188V98H186ZM203 97H204V98H203ZM208 97H211V95L208 96ZM222 97H223V98H222ZM231 97H232V98H231ZM104 98L107 99V97H106L105 95L103 96V99H104ZM108 98H109V97H108ZM119 98H118V102H119ZM121 98H123V99H121ZM131 98H130V99H131ZM154 98H155V99H154ZM174 98H175V97H174ZM174 98H172V99H174ZM227 98H228V97H227ZM233 98H237V99L234 100ZM167 99H169V98L167 97L166 100H167ZM172 99H170V100L172 101ZM175 99L177 100L178 98L176 97ZM204 99H205V100H204ZM212 99H213V97H212ZM241 99H242V100H241ZM258 99H259V100H258ZM262 99H263V100H262ZM166 100H164V101H165V105L163 104V106H165L164 108H166V104H167V101H168V100H167V101H166ZM170 100H169V102H170ZM176 100H175V101H176ZM185 100H184V102H185ZM192 100H191V102H189V101L187 100V102H189V103H193ZM200 100H201L202 102H201ZM206 100H207V104H203V101H204V103H205ZM246 100H247V101H246ZM252 100H253L254 102H256V104H258V105L255 106V104L253 103ZM106 101L109 102V99H107ZM106 101H105L106 104L104 103L105 105L108 104ZM122 101L120 102V106H121L122 104H123V105L126 104V105H124V106H125V107H124L125 109H126V107L129 109V108L132 106L131 103H132L133 101H131V100H127V101H130V102H131V103H130L131 105L128 104V102H126V101H124V102H122ZM142 101H143V102H142ZM148 101H149V99H148ZM151 101H153V103H154L153 105H152V102H151ZM164 101H163V103H164ZM177 101H178V100H177ZM199 101H200V102H199ZM215 101H216V100H215ZM235 101H236L237 103L241 102L240 106H241V105L243 106V108H244V113H243V108H242V107H241V108H242V110H241V108H240V106H239L238 104L235 105L236 103H235V104L233 103V102H235ZM251 101H252V102H251ZM261 101H262V102H261ZM118 102H117V104H118ZM125 102H126V103H125ZM134 102H135V101H134ZM180 102H179V103H180ZM248 102H251V103L249 104ZM121 103H122V104H121ZM135 103H136V102H135ZM177 103H178V102H177ZM189 103H188V104H189ZM197 103H202V105H205V106L202 107L201 104H200L201 106H199V104H197ZM223 103H222V105H223ZM215 104H216V105H215ZM220 104H221V103H220ZM226 104H227L228 106H227ZM123 105H122V106H123ZM259 105L261 106L260 108H259ZM120 106H119V104H118V108H119ZM128 106H129V107H128ZM133 106H132V107H133ZM159 106H160V105H159ZM170 106H169V107H170ZM186 106H187V107H186ZM193 106H194V104L192 105V107H193ZM249 106H247V107L249 108ZM105 107H107V106H105ZM137 107H138V105H137ZM190 107H191V106H190ZM192 107H191V108H192ZM201 107H202V108H201ZM218 107H219L221 110L223 109V110H222V111H223L222 113H224V114H218V115L216 114V111L219 110ZM228 107H229V108H228ZM253 107H254V108H253ZM257 107L261 110V112H260V110L257 111V110H258ZM193 108H194V107H193ZM255 108H256V109H255ZM120 109H121V107H120ZM120 109H118V110L120 111ZM125 109H124V110H125ZM128 109H127V111H126V110L123 111V110L121 109V111H120V112H121V113H120L121 115L119 114V115H120L119 117L122 118V117H123L122 114H125V112H126V114H127V112H128V111H131L133 108H132V109H129V110H128ZM137 109H138V110H137ZM155 109H158V107H156ZM155 109H153L152 111H154ZM162 109H163V108L160 107V110H162ZM167 109H168V107H167ZM167 109H166V110H167ZM146 110H147V111H146ZM166 110H165V112L167 113V115H169V114H168L169 110H168V111H166ZM180 110H181V111H180ZM221 110H220V111H217V113H220ZM158 111H159V109H158ZM179 111H180V113H179ZM225 111H227V112L229 111V112H230V115H234L235 117L238 116L239 120H241V119L244 117V120H245V121L242 119V120H243V124H241L242 122L240 123V124L243 126L244 129H242V127H241L242 130L238 129V128H239V125H240L239 123H236V122L238 121V118H236L237 121L235 122L234 118H232V116H230L229 114L226 115V112H225ZM241 111H242V112H241ZM252 111H253V114H254L253 116H254V117L251 116V112H252ZM254 111H256V113L258 112V114H255ZM135 112H133V115H132V116H135V114H136ZM181 112H182V113H181ZM194 112H192V113H194ZM197 112H198V111H197ZM212 112H211V113H212ZM231 112H232V113H231ZM259 112H260V114H259ZM131 113H132V112H131ZM134 113H135V114H134ZM160 113H161V112H160ZM160 113H158V116L161 117V118L163 119V116H164V115L161 116ZM199 113H200V112H199ZM202 113H203V110H202ZM202 113H200V115H201ZM239 113H240V114H239ZM242 113H243L244 115H243ZM128 114H130V113L128 112ZM137 114H136V116H138ZM162 114H163V113H162ZM164 114H165V113H164ZM179 114H181V115H179ZM197 114H198V113H197ZM197 114H196V115H197ZM238 114H239L240 116H239ZM130 115H131V114H130ZM130 115H128L129 117L126 115L128 118H127V119L125 118V119H126V120H129L130 117H131L130 119H133L132 116H130ZM177 115H178V116H177ZM198 115H199V114H198ZM200 115H199V116H200ZM241 115H242L243 117H242ZM255 115H258V116L256 117ZM121 116H122V117H121ZM151 116H152V115H151ZM151 116H149V118H150ZM153 116H154V118H156V117H157V114H155V115H153ZM155 116H156V117H155ZM165 116H166V114H165ZM165 116H164V117H165ZM234 116H233V117H234ZM263 116H264V115H263ZM159 117H158V118H159ZM171 117L173 118L174 116H171ZM171 117H170V119H169L168 117H165V119L168 118L169 121H170V124H168V123H169V122L167 121L168 119L166 120V121H167V129L169 130V131L167 132V135H169V134L171 135L172 133L176 135V133H174V132H175V131H174L175 128H174V129L172 128V127H173V124L171 123V122H172V121H171ZM195 117H196V116H195ZM240 117H242V118L240 119ZM258 117H259V118H258ZM137 118H138V117H137ZM137 118H135V120L133 119V121L136 122ZM149 118H147V121H148ZM174 118H175V117H174ZM174 118H173V120H174ZM177 118H176V120H177ZM192 118H193V119H192ZM209 118H210V119H212V118L214 119V118H215V119H217V120L215 121V119H214V120L212 119V121H211ZM229 118H231V121L229 120ZM250 118H251L253 121L250 120ZM159 119H160V118H159ZM191 119H192V120H191ZM219 119H220V121H218ZM225 119L228 120V121H226V124L229 122V125H225V127H224V126H223L224 124H222V126L224 127V128H222L220 124H221V121H222V120H225ZM257 119H256V120H257ZM261 119H262V120H261ZM126 120H125V122H126ZM138 120H139V119H138ZM138 120H137V121H138ZM145 120H146V119H145ZM145 120H144L143 122L147 123V121H145ZM150 120H151V118L149 119V121H150ZM153 120H155V119H152V121H153ZM178 120H179V119H178ZM181 120H182V119H181ZM181 120H180V123H178L177 121H176V122H177L178 124L181 125V123H182ZM184 120H187L188 123L185 122ZM197 120H196V122H197ZM121 121H122V120H121ZM149 121H148V124H149ZM155 121H156V120H155ZM159 121H160V120H159ZM166 121H165V122H166ZM190 121H192V122H190ZM217 121H218V122H217ZM123 122H124V121H122L121 124H122ZM125 122H124V123H125ZM131 122H132V120L130 121V124H131ZM135 122H133V123H135ZM138 122H140V121H138ZM138 122H137V127H136L135 124H134L135 127L133 126V128L135 129V131H132V132H134V133H136V129H137V128L140 129L139 126H141V125H140ZM141 122H142V121H141ZM141 122H140V123H141ZM165 122H164V124H162L161 121H160L159 124H160V125L162 124V125L166 126ZM193 122H194V123H193ZM212 122H213V123H212ZM214 122H217V123H214ZM219 122H220V123H219ZM223 122H224V121H223ZM223 122H222V123H223ZM231 122H233L234 124L236 123V125L239 124V125H237L238 127H237L236 125H235V126L237 127V131H238V130L242 131V132H240V133H243L244 130H245V132H244L245 135L243 136V138L240 139L241 134L238 135L239 137H238L237 135H234V137H233V136L231 137L228 133L225 132L224 129H227V128L229 129L230 125L233 124V123H231ZM238 122H239V121H238ZM250 122L252 123V127H253V128H252V127H249V126H251V125H250ZM35 123H36V124H35ZM126 123H128V124H127V126H128V125H129V122H126ZM145 123H144V124H145ZM153 123H154V122H153ZM157 123H158V120H157ZM177 123H176V125H178ZM191 123H192V124H191ZM211 123L214 124V125L211 126V125H212ZM256 123H257L258 125H257ZM159 124H157V125H158L157 129H158L159 126H160ZM174 124H175V122H174ZM190 124H191L192 126H191ZM245 124H246V125H245ZM261 124H260V125H261ZM125 125H126V124H124V126H125ZM132 125H133V124H132ZM138 125H139V126H138ZM154 125H156V124H154ZM154 125H153V127H154V129H155V126H154ZM244 125L247 126V129H248V128H250V129H248V130L245 129ZM3 126H6V128H8L9 130L7 129L8 131H5L6 128H4ZM18 126H19V128H18ZM31 126H30V127H31ZM127 126H126V129H127ZM129 126H130V125H129ZM147 126H148V125H147ZM151 126H152V125H151ZM164 126H162L161 128H163ZM171 126H172V127H171ZM174 126H175V125H174ZM178 126H179V125H178ZM181 126H182V125H181ZM185 126H186V125H185ZM2 127H3V128H2ZM20 127H21V128H20ZM30 127H29V129L32 130L33 127H32V128H30ZM148 127H150V125H149ZM153 127L149 128V129H147V127H146V129H145L144 127H142V128L145 129V131L141 130V132L143 131V133L145 132V134L142 133V134H143V138H142V137H141V138H142V140H145V139H146V140H145L144 142L142 141V143L139 142V139L141 140V138H138V141L136 140L137 144H138V143L143 144V148H144V150H143V148H142V145H140L141 147L139 146V149L142 148L141 151L145 152V153L147 154L146 156H148V157L151 156V154H150L149 152H151V151L155 152L154 149H156L155 154L152 153V154H153V155H152V159L154 158L153 156L157 155V152H158V153L161 152V149H162V146L160 145V147H159V146H157V147L154 146V147H153L154 149L152 150V148H151L152 145L149 144V143H151V141H147L150 137H148L149 134L146 133V132H147L148 130L152 129ZM169 127H171V128L173 129L174 132H173L172 130H170ZM183 127H182V128H183ZM200 127H201L203 130H205L204 133H203V135H202V132H203V131H201L200 133L198 132V131H200V130H199ZM232 127H233V126H232ZM259 127H260V126H259ZM133 128H132V126H131L130 128L128 127V129H132V130H133ZM142 128H141V129H142ZM161 128H159L158 131L155 129V130H156L155 133L153 132L154 129L151 130V133H150V131H149L151 138H152L153 133H154L155 135H159V130H160ZM178 128H179V127H178ZM194 128H195V129H194ZM198 128H199V129H198ZM215 128L213 127V130H214ZM221 128H222V129H221ZM230 128H231V127H230ZM29 129H28V128L26 129V130H28V132H27L26 130H25L24 132H26L27 134H29V135H27V136H29V138H30V137H31V138L34 137V138H33L34 140H35V138H36L37 136H34L33 134H35V135L40 134V135H38L39 137H37V138H41L40 136L44 137L45 134H46V135H45L46 138H49L50 136L53 135L52 133H49V134H51V135H49L48 133H43V134H42L41 132L39 133V132L36 131V130H35L36 132H32V133H31V131H30ZM34 129H35V128H34ZM34 129H33V130H34ZM126 129H124V131L122 130L124 134H123L122 131H121L120 134H119V136L116 137L117 139H116V138L114 139V141L117 140V141L115 142V145H116V143L118 142V144L116 145V149H115V150L117 151V154L119 153L118 150H122V149H123V146L125 145V144H124L125 142L128 143V147H126V148H130V143L127 142V141H124V139H123V138H125V137L128 135V134H126V132L128 131V129H127V131H126ZM139 129H137V131H140ZM191 129H192V130H191ZM196 129H197V131H195ZM202 129H201V130H202ZM233 129H234V128H233ZM155 130H154V131H155ZM165 130H166V129H164V131L161 130L162 132H164V133H162V134H166ZM175 130H176V129H175ZM179 130L181 131V128H179ZM223 130H224V131H223ZM229 130H230V129H229ZM246 130H247V131H246ZM249 130H250V131L252 130V131H251L252 134L249 133ZM253 130H254V131H253ZM29 131H30V132H29ZM125 131H126V132H125ZM161 131H160V133H161ZM166 131H167V130H166ZM170 131H172V132H170ZM180 131H178V132H180ZM184 131H185V132H184ZM193 131H194V133H193ZM218 131H223V132H224V133H223V132H220V133H223V138H224V134L226 133V134H228V135L231 137L232 140H233V138L236 137V141H235V139H234V141L228 139V143L231 141L230 144H232V143H233V144L230 145V144L227 143L229 146H224V147H222V148H221V143H220V144H218V143H217V144H213L214 141H212V140H215L214 143H216V141H217L219 138H220L221 140H218V141H223V140H222V137H221L222 134H220V137L218 138V135H219V134H218V133H219ZM234 131H235V130H234ZM234 131H233V132H234ZM24 132H23L22 134L26 135ZM128 132H129V131H128ZM128 132H127V133H128ZM210 132H211V133H210ZM227 132H229V131H227ZM231 132H232V131H231ZM233 132H232V133H233ZM253 132H255L254 134H255V137H256V138H257V136H258L257 139H256L255 137L253 138V136H254V135H253ZM261 132H262V133H261ZM168 133H169V134H168ZM182 133H183V134H182ZM190 133L188 134V137H189V136L191 137L192 134L190 135ZM196 133L198 134V136H197ZM229 133H230V132H229ZM232 133H231V134H232ZM260 133L262 134V136L260 135ZM2 134H3V135H2ZM41 134H42V135H41ZM47 134H48V135H47ZM125 134H126V135H125ZM130 134L133 136V134H132L131 132H130ZM140 134H141V133H140ZM140 134H139V132H138V134H136V135L134 134V137H132V136L130 135L131 139H128V136H129V135H128L127 138H125V139L128 140V141H130V140H133V141H134L135 137L137 138V135H140ZM147 134H148V136H144V135H147ZM162 134H160V135H162ZM173 134H172V135H173ZM185 134H184V135H185ZM195 134H196L197 138L194 136ZM210 134H211V135H210ZM212 134H213V136H212ZM234 134H238V132H235ZM249 134H251L252 136H250ZM9 135H15V137H16V138L13 139V138H12L13 136H12V137L10 136V138L13 139V140L11 139L10 144H8V142H7V141H8L7 139H9ZM19 135H20V136H19ZM30 135H31V136H30ZM32 135H33V136H32ZM122 135L125 136V137L123 136V137H122V140H121L122 142L124 141V142L122 143L123 145L121 144V141H119ZM172 135H171V137H172ZM180 135H179V136H180ZM242 135H243V134H242ZM259 135H260V136H259ZM5 136H7V137H5ZM17 136H18L19 138H20V137H21V138L19 139ZM48 136H49V137H48ZM54 136H55V135H54ZM153 136H154V135H153ZM177 136H178V133H177ZM177 136H176V137H177ZM210 136H211V137H210ZM138 137H139V136H138ZM144 137H145V138H144ZM146 137H148V139H147ZM173 137H174V136H173ZM180 137H181V136H180ZM180 137H179V138L177 137V140H178L179 142L183 140V139H181ZM186 137H187V136H186ZM241 137H242V136H241ZM244 137H245V138H244ZM259 137H260V139L263 137V138H262V142H263L262 145H260L261 143H258L259 140H260ZM24 138H25V139H24ZM31 138L28 139V140H33V139H31ZM46 138H45V139H46ZM54 138H55V137H54ZM54 138L51 139V137H50L49 139L55 141L57 138H55V139H54ZM168 138H169V137H168ZM168 138H167V139H168ZM182 138H185V136H182ZM193 138H194V139H193ZM210 138H211V142L209 141ZM227 138H228V137H227ZM227 138H224V139H225L224 141L227 142V140H226ZM237 138H238V140L240 139V140L238 141V144H239V143L242 144L243 147H242L240 144H239V145H240L241 147H240V146H239V147L235 146V145H238V144H237ZM252 138H253V140H252ZM18 139H19L20 141H19ZM42 139H43V138H41V140L39 139V141H40L39 144H41V143L45 140V139H44V140H42ZM49 139H46V140H49ZM153 139H154V137H153ZM153 139H152V140H153ZM174 139H175V138H174ZM9 140H10V139H9ZM36 140H37V139H36ZM36 140H35V141H36ZM50 140H49V142L46 141V143H47V142H48V143H50V142H53V143H54V141H50ZM149 140H151V139H149ZM169 140H170V139H169ZM169 140H168V142H169V143H168V148H165V149L163 148V149H162V150H163V151H162V152H163L162 156H163V155H165V156L162 157L160 154H159L160 156L158 155V156L161 157L162 159L165 157L164 159H165L166 161H163V162H164V165H161L162 163H161L160 161H161L162 159H160V161L156 162L155 164H154V159L152 160L151 157H150V160H151L152 162H148V161H146V158H147V157L144 156L145 154L142 155V156L144 157V159H143V157L140 156V155H141L140 151L136 149V148H138L136 143H135L136 145L133 143V144L135 145L134 150L139 151L140 154H139V153H138V154H139V156L141 157V158H139V159H142L143 162L146 161V162H148V163H145V164H143V165L141 166V165H140V164H142V163H141V160H137L138 158L136 159V163H135V160H133V162H134V163H133L131 157H132V156L134 157V155H136L137 153H135V152H134L135 154L132 153V152H133V151H132L133 149L130 148V151H131V152L128 153V154H129V156H128V154H126V153L128 152L127 150H129V149H126L125 146H124V148H125L126 150L124 149L123 153L125 152L126 156L129 157V158L126 157L127 160L125 159V161H127L128 164L125 163L124 160H122L123 163L121 164V162H120L121 158H120V159L117 158V160H116V165H117L118 167H121V166L124 165V163H125L126 165H130V166H132V164H133V166H135V164H136V166L147 167V168H148V169H147V172H148L150 169L153 170V171L151 170V172L149 171L148 173H152V172H154V169H155L156 171H155V173H153V174H157V172H158V173H161V174L163 175V173H164V176H165L167 173H168L167 175H169V173L171 172V170H172V171L174 170L173 167H175V166L177 165V167H175V168H177L178 170H176V171L174 170L176 173H175L174 171L171 172V176H174V175H175V176H178V173H179V177L185 179V180H182V179L179 178L180 180L177 179V180H179L178 182H181V181H184V182L187 181V182H188V179H189L191 176H193V177L190 178V180L192 179L191 182L194 183V186H195L196 190L199 191V193H198L199 196H196V197H200L201 200L204 199V198L207 199L206 197H208V198H210V200H212V199H213V193L211 192L212 187L209 186V185L203 186V182H204L205 180L203 181V180L201 179V178H202V175L205 174V173L207 172V171H205V170L207 169V170H212V173L209 171L210 174H208V175L216 177L215 172H216V173H217V172L220 173V172H224V171H225V170H224V171H220V169L223 168V167H224V169H225V167L227 168V166H226V165H227L226 162L224 163V160H222V161L220 160V161H221L220 165H216V166H212V165H210V164L208 165L209 161L206 162L207 159H206L205 162H204V161H201L202 159L204 160L206 157H209L208 155H205V153H206V154H208V153H207V152H204V153H203V152H200V151H198V150L196 149V152H197V151H198V153L200 152V155H201L202 153H203V154L201 155V156H202V157H201V160H199V158H198V160L200 161V162L198 163V162H197L198 160H197L196 158L199 157L200 155H199L198 153H196V152H194V154H193L192 152H193L194 150L190 151V153L192 154V155H191V154H188V155H190V156H189L190 160H191V159H192V161H193V159H194V161L197 160V161H195V162L198 163V164H197V163L194 164V168H193V166H192L191 170L195 169V166H199L200 168L196 167V168H198V169H197V172H196L195 170H193L194 172H193V171H190V170H189L190 168L188 167L189 169H187V166H186V163H185V162H186L187 154H186V155L183 154V157L185 156V159H184V158L181 159V156H180V158H179V160H180V159L182 160V163H183V161L185 160V162L183 163V165H182L181 162H179V160H176V159L174 160V158H175V157H174V155H175V152H174V151L177 150V151H176V152H177L176 155H178V156H176V155H175V156H176V158L179 157V155L181 154V153H180L181 151L179 152L178 149H180V146H181V145H182V148H183V147H186L185 144H182V143H181V144L179 145V147H178V145H177L178 141H176V139H175L174 141H176V146H177V148H175L174 150L171 148V150H172L173 152H169V151H171L169 146H171V147L173 146V145H169V144H171V143H175L173 140H171V142H170ZM229 140H230V141H229ZM241 140H242V141H241ZM244 140H245V141H244ZM247 140H248V141H247ZM257 140H258V141H257ZM0 141H1V140H0ZM2 141H3V139H2ZM18 141H19L21 144H20ZM24 141H23V142H24ZM37 141H38V140H37ZM37 141H36V142H37ZM41 141H42V142H41ZM133 141H131V142H133ZM172 141H173V142H172ZM218 141H217V142H218ZM243 141H244V142H243ZM250 141H251V142H250ZM260 141H261V140H260ZM33 142H34V141H33ZM36 142H34V145H32L31 143H30V144H31V148L36 149V151H37L39 146H38V144H37L38 142H37V143H36ZM119 142H120V143H119ZM134 142H135V141H134ZM146 142H147V143H146ZM148 142H149V143H148ZM193 142H192V143H193ZM209 142H210V143H209ZM247 142H249V143H247ZM1 143H2V142H1ZM1 143H0V147H1V146H2V147L0 148V150L3 151L4 149H2V148H3L4 145H3V143H2V144H1ZM28 143H29V142H27L26 145H28ZM46 143L44 142L45 146L47 145L46 147L42 146L43 144L41 145V147H39L40 149H39L38 151H40L41 153L39 152V154H38V152L35 151V153H37V154H35V155L38 156V157H35V156H33L34 154H31L32 152L29 151V150H33V149H30V146H25V144H23V145H22L23 147L21 146V147H22V150H18V149H19V148H18V149L15 151V154H13V156H7V154H10V151H11V150H8V151H9V152H8L7 149L5 148L6 151H5V150H4V151H5V152H8V153H7V154L4 153V154H5V155H4L3 153L0 152V159H1L2 155H4V157H2V158H6V156H7V158H8V157H9V158H12V157L15 156V157H14V160H15V159H17V157H20V156H21V155H18V154H19V151H20V152L23 151V152H25L26 154H25V153L22 154V155H24V157H22V159H23V158H26V157L28 156V157L26 158V161L29 160L30 158L33 159V157H34L35 159L33 160V162H34V161L36 162V160L38 161L37 158H41V163L45 162L46 160H47V161L45 162V164H46V163H50V164H51L52 162L56 163V160H58V157L60 158V155H59L58 153H56V151H57V147L54 148L56 145H54V147H53V144L50 143V145H49V144H46ZM144 143H145V144H144ZM165 143H166V142H165ZM165 143H164V144H165ZM208 143L210 144V147H207V146H206V145L209 146ZM211 143L213 144V146H212ZM223 143H224V142H223ZM223 143H222V144H223ZM245 143H246V145H244ZM19 144H20V145H19ZM30 144H29V145H30ZM35 144L37 145V146H36L37 148H34V147H35ZM54 144H56V143H54ZM133 144H132V145H133ZM164 144H163V145H164ZM178 144H179V143H178ZM224 144H225V143H224ZM227 144H225V145H227ZM247 144H248V145L250 144V146H247ZM118 145H119V146H118ZM132 145H131V146H132ZM144 145H148V146H149V147L146 146V147H147L146 149L151 148V150H149L148 153H147V151H145L146 149H145V146H144ZM174 145H175V144H174ZM200 145H201V146H200ZM219 145H220V147H218ZM5 146H4V147H5ZM32 146H33V147H32ZM49 146H50V147L52 146V148H54L52 152H53V153L55 152L54 154L58 155V157L55 156V155L53 156L52 152H51V156H50V153H48V152H50V151L45 152V151H46L45 149H46V148L48 149ZM126 146H127V144H126ZM166 146H167V144H166ZM199 146H200V147H199ZM245 146H247L248 148L245 147ZM260 146H261V147H260ZM14 147H15L16 149H15ZM21 147H20V149H21ZM25 147H26V148H27V147L29 148V149H28L29 153H27V150H25V149H26ZM50 147H49V148H50ZM133 147H134V146H133ZM190 147H191V148H190ZM234 147H235V148H234ZM244 147H245V149H248L249 151L252 150L251 153L248 152L247 150H246L247 152L245 151V153H244V152H241L242 150H244ZM41 148H44L43 150H45V151H44L45 153L42 152L43 150H42ZM52 148H50V149L52 150ZM157 148H158L160 151H157V150H158ZM182 148H181V149H182ZM208 148H211V149L209 150ZM242 148H243V149H242ZM249 148H250V149H249ZM166 149H169V151L166 150ZM181 149H180V150H181ZM186 149H187V147L183 149V151H184L183 153H185V150H186ZM220 149H221V150H220ZM231 149H233V150H231ZM234 149H236V150H239V149H240V150H239V151H235ZM241 149H242V150H241ZM41 150H42V151H41ZM54 150H55V151H54ZM164 150H165V152H164ZM189 150H188V152H189ZM229 150H230V152H229ZM255 150H256V152H258V154L260 153L259 156H258V154L256 155ZM4 151H3V152H4ZM12 151H11V152H12ZM14 151H13V152H14ZM166 151H168L169 154H168ZM23 152H21V153H23ZM120 152H121V151H120ZM143 152H142V153H143ZM178 152H179L180 154H178ZM210 152H209V153H210ZM224 152H226V153H224ZM262 152H263V153H262ZM21 153H20V154H21ZM33 153H34V151H33ZM42 153H43V154H42ZM46 153H47V155H46ZM121 153H122V152H121ZM123 153H122V155H123L122 157L125 156ZM131 153H132L133 155H132ZM166 153L168 154V156H169V155L171 156V154L173 155V157H172V156L169 157V161H170V158H173V160H174L173 162H171V164L173 163L172 165H169L170 162L168 161V156H166ZM170 153H171V154H170ZM213 153H212V154H209L210 156H212V157H209V158H212V159H213V158L215 157V154H213ZM222 153H223V154H222ZM233 153H234V154H233ZM243 153H244V154H243ZM1 154H2V155H1ZM11 154H12V153H11ZM27 154H28V155H27ZM29 154H30V155H29ZM48 154H49V155H48ZM119 154H120V153H119ZM119 154H118V155H119ZM130 154H131L132 156H131ZM138 154H137V155H138ZM149 154H150V155H149ZM25 155H27V156L25 157ZM31 155H32V156H31ZM40 155H41V156H40ZM120 155H121V154H120ZM120 155H119V156H120ZM181 155H182V154H181ZM194 155H195V157H194ZM228 155H227V156H228ZM16 156H17V157H16ZM139 156H138V157H139ZM158 156L155 157V160H157L156 158H157ZM196 156H197V157H196ZM205 156H206V157H205ZM217 156H216V157H217ZM220 156L217 157V158L215 157L214 160H215V161H216V160L219 161V159H221ZM248 156H249V158H248ZM51 157H52V159H54L53 157H55V159H54L55 161H54V160L51 161V160H52ZM56 157H57V158H56ZM116 157H117V155H116ZM120 157H121V156H120ZM136 157H137V156H136ZM159 157H158V159H159ZM193 157H194V158H193ZM224 157H223V158H224ZM256 157H257L258 159L260 158V159L262 160V163L259 162V160H258ZM114 158H115V156H114ZM130 158H131V160H130ZM134 158H135V157H134ZM134 158H133V159H134ZM189 158L187 157L188 160H189ZM223 158H222V159H223ZM233 158H234V159H233ZM247 158H248V160L251 158V160H253V161L250 160V162H249V161L247 160ZM12 159H13V158H12ZM22 159H21V157H20V160H22ZM32 159H30V160L32 161ZM48 159H49L50 161H49ZM123 159H124V158H123ZM177 159H178V158H177ZM183 159H184V160H183ZM237 159H238V160H237ZM2 160H3V159H2ZM2 160H0V161H1L0 163H2ZM18 160H19V158H18ZM18 160H15L13 163H16ZM20 160H19V161H20ZM23 160H24V159H23ZM30 160H29V161H30ZM147 160H149V158H148ZM150 160H149V161H150ZM171 160H172V159H171ZM181 160H180V161H181ZM188 160H187V161H188ZM214 160H213V161H214ZM257 160H258V161H257ZM10 161H11V159H9L8 161H7V159H6V160L3 161V163L5 162L4 165L6 166L8 163H10ZM19 161H18V163H20ZM26 161L21 162V163H20V167H22V164L25 163ZM29 161H28V162H29ZM138 161H139V162H138ZM175 161H176V162H175ZM177 161H178V162H177ZM211 161H212V160H210V162H211ZM241 161H242V162H241ZM246 161L249 162L250 164H248ZM6 162H8V163L6 164ZM39 162H40V161H39ZM165 162H166V163L168 162V164H167V165H169L168 168H166V164H165ZM201 162H202V163H201ZM203 162L206 163V165H205L206 168L202 166V165H203ZM239 162H241V163H239ZM252 162H253V163H252ZM257 162H259V163H257ZM18 163H17V165H18ZM26 163H27V162H26ZM26 163H25V164H26ZM30 163H31V162H29V164H30ZM129 163H130V164H129ZM137 163H138V165H137ZM152 163H153V165H152ZM157 163H159L158 166H157ZM178 163H179V164H178ZM180 163H181V164H180ZM193 163H194V162H193ZM193 163H192V164H193ZM200 163H201V165H199ZM214 163H215V162H214ZM223 163H224V164H223ZM10 164H11V163H10ZM27 164H28V163H27ZM37 164H39V163H37ZM50 164H48V165L50 166ZM146 164H150V165H146ZM187 164H191V163L189 162V163H187ZM211 164H212V162H211ZM216 164H218V163H216ZM222 164H223V165H222ZM225 164H226V165H225ZM231 164H232V165H233V164H234V165H235V164H239V165H236V166H232V167H230ZM259 164L262 165L263 167H259V166H258ZM2 165H3V164H2ZM2 165H0V169L2 168V169L4 170V169H5V166H4V167H1ZM8 165H9V164H8ZM8 165L6 166L7 170L9 169V167H10V168L13 167L12 165H11V166L9 165V167H8ZM13 165H14V164H13ZM23 165H24V164H23ZM144 165H145V166H144ZM184 165L186 166L185 168H184ZM207 165H208V167H207ZM214 165H215V164H214ZM249 165H252L253 168H252V166H249ZM39 166L41 167V164H40ZM44 166L47 167V165H44ZM150 166H151V167H150ZM162 166H165V167H163V168H164L166 171H169V172L166 173V171H165L163 168H161ZM172 166H173V167H172ZM182 166H183V170L185 169V170H184L185 174H186V171H187V170H189L188 173H189V172H190V173H193L191 176H189L190 174L187 175V176H189V178H188L187 176H184V173L179 172L180 169L182 170ZM188 166H190V165H188ZM201 166H202V167H201ZM210 166H211V167H210ZM16 167H18V166H16ZM16 167L14 166V167H13L14 170H13V168H12L13 171H9V172H11V173L14 172V171H18V172H19L21 169L25 168V165L23 166V168H20L19 170H18V169L15 170ZM27 167H28V165H27ZM158 167H159V168H158ZM170 167H172V169H171ZM178 167H179V168H178ZM212 167H214L215 171H214V169H212ZM215 167H216V168H215ZM220 167H221V168H220ZM247 167H248V168H247ZM257 167H259L260 169H259V168L257 169ZM153 168H154V169H153ZM157 168H158L159 170H158ZM160 168H161V169H160ZM201 168H203V169H202L203 174H201L202 171H200V172L198 171V170H201ZM210 168H211V169H210ZM228 168H227V169H228ZM2 169H1V170H2ZM204 169H205V170H204ZM227 169H226V170H227ZM243 169H245L246 171H248V174H247V173L245 174V171H244ZM248 169H249V170H248ZM3 170H2V174H4V175L9 174L10 178H11V177H14V178L12 179L13 181H15L16 175H17V177H19V180H20V176H18V175H21V173L16 172V173H18V174H16V173H14V174H10L9 172H6V171H7L6 169H5L6 171L4 170L5 173L3 172ZM9 170H10V169H9ZM23 170H24V169H23ZM23 170H21L22 173H23ZM25 170H26V169H25ZM25 170H24V171H25ZM161 170H162V171L164 170V172H162ZM256 170H257V171H256ZM258 170H259V171H258ZM261 170H262V171H261ZM104 171H105V170H104ZM106 171H107V170H106ZM106 171H105V172H106ZM159 171H160V172H159ZM213 171H214V173H213ZM228 171H229V170H228ZM241 171H242V173H241ZM243 171H244V172H243ZM0 172H1V171H0ZM105 172H103V173L105 174ZM120 172L122 173L121 170H120ZM120 172H117V173H120ZM209 172H207V173H209ZM112 173H113V174H114V173L116 174V171H113ZM172 173H173V174H172ZM195 173H196V174H195ZM198 173H199V174H198ZM218 173H217V174H218ZM225 173H226V171H225ZM227 173H228V172H227ZM243 173H244V174H243ZM180 174H182V175H180ZM200 174H201V176H200ZM238 174H239V175H238ZM0 175H1V173H0ZM159 175H160V174H159ZM162 175H161V176H162ZM220 175H222V174H220ZM203 176H204V175H203ZM206 176H207V174H205V178H206ZM210 176H207V178L210 179ZM218 176H219V174L217 175V178H218ZM222 176L224 177V175H222ZM7 177H8V176H7ZM185 177H186L187 179H186ZM223 177H221V178L223 179ZM226 177H227V176H226ZM0 178H1V177H0ZM207 178H206V179H207ZM219 178H220V176H219ZM219 178H218V179H219ZM33 179H34V178H33ZM35 179H36V177H35ZM35 179L32 180V181L37 182L38 178L36 179V181H35ZM222 179H221V180H222ZM168 180H170V179H168ZM172 180L175 181L176 179H172ZM177 180H176L175 182H177ZM190 180H189V181H190ZM211 180H212V181H211ZM241 180H242V181H241ZM246 180H247V181H246ZM1 181H2V179H0V182H1ZM5 181H6V180H3V182H4V183H3V186L0 184V185L2 186V188H0V190L2 189L0 192L2 193V191H4L3 188H4V184H5V188H6V190H5L4 192H6L7 194L4 193V192H3L2 194L6 195V197H8V196H11L9 193H12V194L14 193L15 195H13V197H12L11 199L15 198L16 196L19 197L20 195H18V194H16V193L14 192L15 190H17V188H16V189L14 188L15 185H14V187H13V191H9V189H7V187L10 188V189H12V187L7 186ZM16 181H18V180H16ZM170 181H171V180H170ZM210 181H211V182H218L219 180L216 181V179H214V180H213V179H210ZM223 181H224V179H223L221 182H223ZM226 181H228V179H226ZM229 181H233V179L230 180V178H229ZM237 181L234 180V182H237ZM34 182H33V183L31 182V183H32V186H31V183H30V185H26V184L24 183V185H26L27 187L24 186V185H23L22 187H23V188L26 187V190H28V189L31 190V188H32V187L34 186V184H35ZM191 182H188V183H191ZM205 182L207 183V181H205ZM208 182H209V181H208ZM260 182H263V183H264V180L262 179ZM26 183L29 184V182H26ZM209 183H210V182H209ZM17 185H19V184H17ZM1 186H0V187H1ZM73 186L75 187V185H73ZM85 186L88 187V188H85V192L87 193V195H88V193H89L90 195H91V194H94L93 191L96 192V191H95L96 188L90 187L89 184H87V185H85ZM263 186H264V185H263ZM19 187H21V185H19ZM19 187H18V188H19ZM74 187H73V189H75ZM27 188H28V189H27ZM92 188H93V190H92ZM90 189H91V190H90ZM78 190H79V188H78ZM90 191H92V192H90ZM181 192H183L182 189H181ZM254 192H255V190L252 192V194H253L252 196L255 195ZM1 193H0V196H1ZM8 194H9V195H8ZM4 195L1 196V200H0L1 202H0V205H1V204L4 205V206H5L4 209H6V205L4 204L3 201H5V203H6V202L8 203V201H10L11 199H10V200H6V199H9V197L6 198ZM3 197H4V198H3ZM5 198H6V199H5ZM197 199H198V198H197ZM193 200H196V199H188V201H187V199H182V200H180V201H174L175 203H177V204H176V205H177V208H176L177 210H185V211L188 212L186 215L183 216V219H185V220H187V221H196V219L193 218V217L191 216V213H197L198 211H200V208L197 207L198 205H196V204L190 202V201H193ZM204 201H205V202H204ZM2 202H3V203H2ZM181 202H184V203L182 204ZM202 202H203L204 204H208V205H211V204H212V202H209V201H206V200H202ZM7 203H6V204H7ZM172 203H173L172 200H169L168 203H167V202H166V199L160 197L159 200H158V202H156V203L151 202V203H149V204H155V205H158V206H160L161 209H162L166 204H172ZM241 203L243 204V202H241ZM12 204H13V203H12ZM12 204L10 203L8 206H11ZM13 205H14V204H13ZM8 206H7V207H8ZM15 206H16V204H15ZM114 206L116 207V204L113 205V207H114ZM261 206H262V208H264V202L262 203ZM0 207L3 209L2 206H0ZM4 209H3V211H4ZM95 210H96V211H95ZM99 210H100L99 207H95L94 211H95L96 213H94V211H91V212H90L91 214H89V215H88V214H85V215H87V219H86V220H88L89 218L92 219V217H94L92 220H89V222L91 221V224H92V222L94 221V222H97V224L100 223L101 226H102V224H103V225H104L103 228H106V227H107V228H110V227H109V226H111V221H110V219H108L109 221L107 222V221H106L107 219H106L105 216H104V218L101 217V216H103V215H101V214H99V215H100V216H99V215H98V213H100V212H98ZM3 211H2V212H3ZM5 211H6V210H5ZM168 211H169V212L167 213V215H172L171 212L174 211V210H168ZM257 211H259V209L255 210V211L248 212V214H246V215H247V218L245 219V221L248 222V224H247V225H248V227H247V231H248L249 229L252 230V231H251L250 233H248V234H251V233H259L260 230H261L262 228H264V227H263V220H259V217H258L259 213H257V215L251 214V213H256ZM0 212H1V209H0ZM12 212H13V214L19 213V212H16V211H12ZM12 212H10V213L8 212L9 215H10ZM14 212H15V213H14ZM92 214H93V215H94V214H97L99 217H96L97 215H94V216H92V217H88V216H91ZM5 215L8 216L7 214H5ZM5 215H4V217H5ZM85 215H84V218H82V216H83V213H82V215L80 216L81 219L78 218V221L80 222V220L85 219V218H86ZM114 215H115V217H117L116 214H114ZM167 215L165 214V216H167ZM174 215H176V213H175ZM4 217H2L3 220L0 219V221H1L0 224H1V225L3 224L2 221L4 222V221H6V219H7V217H5V218H4ZM95 217H96V218H95ZM100 217H101V218H100ZM212 217H213V216H206V214L204 213L203 216H202V218H203L204 220H201V221L207 223V224L209 225V227H210L209 230L207 231V234H208V235H210V234L214 231V224H215L214 221H215V220H214V218H212ZM97 218H100V219L96 220ZM76 219H77V218H76ZM86 220H85V222H83V223L88 222V221H86ZM197 221H199V220L197 219ZM113 222H114V221L112 220V224L115 223V222H114V223H113ZM83 223H82V221H81V222L79 223V225L77 224V227H78V226L80 227V229H78L79 231H80L81 228L83 227L82 230H83L84 232H82V230H81V234L85 233L84 226H85V225L88 226V224H89V223H87V224H84V225H83ZM205 223H203V224H205ZM91 224H89V225L91 226ZM93 224L96 225L95 223H93ZM93 224H92V225H93ZM1 225H0V226H1ZM162 225H164V224H160V225H159V229H160V231H161L162 233H166V231H167V230H166L167 227H166V226H162ZM101 226L97 227V225H96V226H94V228H95V229H96V228H101ZM202 226H206V224H205V225H202ZM73 227H74V226H73ZM85 228H86V226H85ZM89 228H92V227H89ZM107 228H106V229H107ZM235 228L238 229V226H235ZM164 229H165V231H164ZM175 229H177V227H176ZM193 229H194V228H193ZM100 230H103V229L101 228ZM100 230H98V231H100ZM163 231H164V232H163ZM192 231H194V232H199V233L202 235V234H204V232L206 231V228H204V229H194V230H192ZM81 234H80V235H81ZM235 234H236V236H237V240H241L242 242L244 241V243H243L244 247L250 249V250L253 252L254 255H259V254H261L260 251L262 250V248H260V247H261L260 245L257 246L258 249H254V250H252V247L256 245V243L253 241V239H251V238L245 239V236L240 235L239 233H235ZM222 236H223V235H222ZM259 241H261L260 238H258V242H259ZM23 255H24V256H23V260L27 261V260L29 259V258L27 257L28 255H26V254H23ZM216 263H218V262H216ZM223 263H225V262H223ZM220 264H222V263L220 262ZM225 264H227V263H225Z\"/></svg>","mask_w":264,"mask_h":264}]
</instances>
